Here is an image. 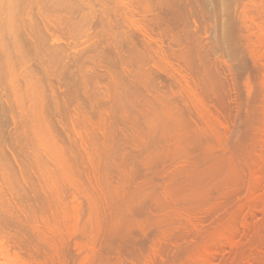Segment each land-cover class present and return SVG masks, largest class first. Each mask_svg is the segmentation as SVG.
<instances>
[{
	"label": "rangeland",
	"instance_id": "1",
	"mask_svg": "<svg viewBox=\"0 0 264 264\" xmlns=\"http://www.w3.org/2000/svg\"><path fill=\"white\" fill-rule=\"evenodd\" d=\"M152 1L153 0L149 1V2H151L150 3L151 5L148 4L152 8H150V6H148V9L142 8L140 4H137V2H136V9L132 8V6H131V8L133 9L132 10L133 12L137 11L140 14L139 15L136 12L137 15H135L134 14L135 12H134L133 15H131L134 17V18L131 17L133 19H131L129 17V18H127L129 20H127L126 19V16H128L127 14H126V16H123L126 19V21L129 22V23L126 22L128 24V27H129V28L126 27V31H127V29H129L128 33L126 31H124L125 27L123 28L124 33L125 34L126 33L131 34L129 36L127 35L128 37H130L129 39H131V37L134 34H136L137 37H134V38H136L137 41H133L134 39H131V41L136 42V43L130 42V44L127 46L128 48L126 47V45H124L125 47L123 46V47L119 48L120 50L117 48L119 50L118 54H121V55H119V58H117L118 55L114 56L116 58V63L118 61L117 65L120 64V66H121L122 64H124L121 66L122 69H120V70L124 71L123 72L124 74L126 73L125 75H123L124 77H120L123 74L122 72H121L120 76H117L120 73V72L118 73V70H119L118 68H117V73H115L116 69L113 70L115 73L114 76H117V77H115V79L119 77L121 79L123 78L122 81L124 80V82L121 81L124 85L123 86L121 82H120L121 85L120 84L117 85L116 80L114 79V81H115L114 84L117 85V87L122 86L121 87L122 89L120 90V87H118L119 89H117V87L113 85L112 80L114 77L113 78H106V80L107 79L109 80V81L107 80L108 82H110V79H112L110 82V87L108 86L109 84L106 80H105V82H102L104 84L101 83V81H103V79L101 80L100 76H103V78H104L103 74H105V77H108V76H106V74L108 72L112 71V67L114 65H116V63H114V65L111 68L108 65L109 68L111 69V71H109V69L107 68L108 72H106V73L103 71V70L107 71V69H105V66H107V65L104 63L97 65V67L101 65L102 67L100 66L99 68L103 69V70H100L99 68H97L96 65H95L96 71L91 69L92 66L89 67L92 72L95 71L94 72L95 75H96V72L98 74H99V72H101V74H99L100 76H98L100 78V84H101V85L99 84V86L103 87L104 85H106L105 83L107 82V86H104L103 90H101L102 88H99L100 89L99 91L100 92L103 91L104 93L101 92L102 94L100 93L98 95L99 92H97L96 94H94L95 98L97 97V95L100 97V98H97L96 101L98 102V100L100 99L101 102L99 100V104H95L96 102L92 101V102H94V103H92V105L93 106L96 105L94 107L91 104L88 105V107H90V106L92 107L93 110H90L91 107L89 108V110L92 112H90L88 109H86L88 111H86L84 109V108H86L85 107L86 105L85 106L83 105L84 107L82 106V110L84 109L83 111H86L87 113L89 112L88 115L91 113L90 115L92 116V119L93 118L95 119V120L93 119L94 123L97 120L95 124L93 123V120H90L91 116H88L86 112H84L85 114L83 113L80 115V113H81L80 109H78L77 111L74 109H71V108H73L74 105H76V102H74L73 105L72 104L70 105L72 100L74 101V99L72 97L73 93L71 96L72 100H71V102L69 101L70 103L67 106V104L65 103V99H67L66 101L68 102V98L70 97V95H68V94H70L73 91L70 92V90H69L70 93H68V94L64 93V92H68L64 88L65 87L69 88V86H65L63 88L62 86H64L65 84L63 85L61 83L62 84V86H61L60 82H59V85L62 88L57 87V86H59L57 81L58 80L60 81V79H58L59 78L58 75H57V81H55L56 74H52L53 77L55 75V77L53 79L51 78L52 76H50L51 74L48 75L49 80L50 81L52 80L50 82V85L54 84L57 87L56 91L59 89L58 94L61 96H58V94H56V91H53V90H51V92H48V94L50 93L49 95L52 97L58 96V97H55V99L57 98V100L60 99L63 101V99L65 98L63 101L64 103L62 101H60V102L57 101V102H59V103L62 102L63 104H65V105H63L61 103V106L64 109H62L60 106V110L61 109H62V111L66 110L67 114L64 111L60 113V110H59L60 115L58 113L59 116H56V118H55V120H57L56 124H58V127L61 126L63 128V130L68 129L66 131L67 135H68L67 137L65 134L66 132L63 131V133L65 132L64 133L65 135L63 134L64 137H66L68 140L71 137V134H73V137L75 138V141H74V139L72 140L73 137H71L72 142H70L71 140H69V143H72V144H69L68 140L65 138L63 139L65 141L64 142L62 141L64 143V145H66L65 146L66 148H67V146L69 148V146L73 145L72 146L73 148L70 147L71 149L70 148L66 149L65 147H63L64 148V150H63L64 155L66 157V158L64 157V160H65L64 164L67 165L66 161L68 162V164L71 163V161L67 160V159H69L70 156H71L70 160H72L71 158H75V159H76V157L78 158L79 154H80V157H82L81 159H77L76 160L77 162H74L75 161L74 159H73L74 161L72 160L74 162V163H72V166H73L72 169L75 167L74 168L75 170L73 169V172L71 169V164L69 167H67L68 165L66 166V169L69 168L68 170H71V173H73V174L75 173L74 176L71 174L72 176L71 177L68 176V177L72 180V178H76L75 176H77L76 180L78 183H76V181H75L76 185H74V186H76V187H73L70 185H73L74 182L73 181L71 182V180H69L66 175H64L62 177L60 175H55L52 177L49 176L48 177L49 182L53 181V179H52L53 177H56V179H57V177L60 176L58 178L62 179V180L58 179L56 181L54 178L56 183L53 184V182H52V184H51L52 188H51V185L48 186L49 182L46 181L47 177L45 178V177H40L39 175H37L40 178H45L44 181H42L43 179L41 180L37 177L39 179L37 182V180H36L37 178L35 177V175H36L35 173H34L35 175L33 174L34 177L30 176L32 178H29L28 176H26L25 175L26 172L28 173V174L26 173L27 175H31V173L29 174V172L31 171L29 169L28 170L29 172L28 171H25V173L22 172V173H24L25 176H23V174L20 175L21 174V172H20V173H18L17 177L22 176L23 179L25 177H28L29 179L28 178H25V179H27L28 181H31V184H33V187L30 184V182H28L27 180H23L22 178H18L19 180L22 179L23 182L24 181L25 182L23 184H20L17 186V193H16V188H15V190H14V188L11 190L12 186L9 187L8 185L2 183V182H4V180L0 176V179H2V181L0 180V187H2V188H0V195H1L0 207L1 206L4 207V205H2L3 203L1 202L2 200H3V202L5 201L4 202L5 206L9 204L8 205L9 207H7V206L4 207V211H3V209L0 208V214L5 213V210H6V213L4 215H2V216H4L3 219L0 215V217H1L0 219L2 221V222L0 221V234H1L0 235V243L2 244V245L0 244V250H2V252L5 254L6 259L9 258L8 260H5V258L0 259V261L3 264H6L9 260H10L9 263H7V264H10L12 259L17 264H19L20 262L26 263V264H34V263L35 264L36 263L37 264H264V113H263L264 112V85H263L264 84V40H263V42L261 41L262 38H264V35H263L264 34V19H263L264 17H262V16H264V2H262L264 0H257V2H255V0H252L253 2L251 0H249L252 3V5L250 2H248V0H246V2H244V3H247L246 7H247V5H249L250 7H247V9L245 8L246 11L244 10L243 7H242L243 9L240 8L241 11L239 10L240 15L242 13H243L242 15L245 14L244 18H243V16H240V18L237 19L238 22H236V25L238 24L237 25V32H238V42H239L237 45H238L239 49L241 50V54H243L242 55L243 60H245L243 63V68H241V71L243 73H241L240 70H236L233 66V63L232 62L229 63L230 60L225 59L226 58L225 56H223L221 54L217 55L216 54L217 52L213 48L212 44L208 43V42H211V38H210L211 33H209L210 32V29H209L210 25H209L208 21H205L206 19L204 17L203 18L205 20L202 17L198 18V16H194L199 11H196L195 7L193 9V6H194L193 3L194 2H192V0H191V2L189 0H186L187 2H185V0H177L176 1V4H179V5H177V7L179 6L180 9H181V7L182 8L184 7L181 10H183L184 12L187 11V13L184 16L182 15V14H184L183 11H181L182 14H181L180 18H181L182 23L180 20L174 19L176 22L179 21L181 26H179L180 24L178 25L179 22L174 23V20H171L174 17H176L177 13L180 10L179 7L176 8V10L174 8L169 7L168 8L169 12L167 13V11H166V13L163 14V12L165 11L164 9H166L167 7L165 8V6H164V8H163V5L161 3H159L158 0H155V1H153V3L157 1L159 4H161V6L159 5L160 7L157 5H154V6L159 7L158 9H156L157 7L152 6L153 5ZM94 3H92L93 7L94 6L97 7L96 6L97 4L95 5ZM190 4H191V6L189 7ZM133 6H135V5L133 4ZM244 7H245V5H244ZM153 8L155 9L156 12L154 11ZM94 9H98V8H94ZM130 9H128L129 14H130V12H132ZM160 9H163L164 11L160 12L161 11ZM173 9L176 12L173 11ZM177 9H179V10H177ZM254 9H256V10H254ZM258 9H260L261 11H259ZM188 10L190 12L189 14H188ZM242 10H243V12H242ZM124 11H125V9H124ZM146 11H148L147 13H149V14H144ZM191 11H193V12H191ZM195 11H196V13H194ZM170 12H172V13H170ZM156 13H157V16H159L160 20H158V22L160 21V23L157 24L158 22L156 23V21H155V23L157 25L161 26L162 24H164V22L166 24V22L169 23L170 21H173L174 24L170 22L169 25H170V28L173 27V25L175 26V28L173 27L174 31H172V32L167 31V30H170V28L165 27V26H164L165 29L168 28V29H166V31H164L165 30L164 28H163L164 30L161 31L159 29L160 27H157L158 29L156 27L153 28L154 26L151 27L149 22L154 21V18L156 17V16L154 17V15H156ZM169 13L172 14L173 18L171 17L170 21H163L165 19L169 20L168 18L170 16L166 15ZM95 14H97V12H95ZM120 14L117 13V17H119L121 19L122 18L121 15H123V13L121 15ZM143 14L146 16H143ZM115 15H116V13H115ZM118 15H120L121 17ZM124 15H125V13H124ZM138 15H139V17H136ZM147 15H149V17H147ZM165 15L168 16V18L165 17ZM198 15H199V13H198ZM192 16L195 17L196 19L193 18ZM246 16H247V18H246ZM142 17H145V20L138 19V18H142ZM146 17L148 19L147 21H149V22H146ZM238 17H239V15H238ZM124 18L122 20H125ZM150 18H152L153 21H150L149 20ZM156 18H155V20H156ZM130 19H131V22H130ZM161 19L163 21L162 24H161ZM201 19L204 21L202 22ZM132 20H133V22H132ZM134 20H136V21H134ZM138 20L143 21V22L140 23V21L138 22ZM199 20L201 22H199ZM116 22L117 21L114 19L113 23L116 24ZM93 23H95V22H93ZM134 23L136 25H140V26L139 27L137 26L138 27L137 28L136 26H133V25H135ZM138 23H140V24H138ZM260 24H262V25H260ZM124 25H126V24H124ZM176 25L179 26V27L177 26L179 29L176 28ZM208 25H209V27H207ZM90 26L87 27L86 32H88L89 36L90 35L94 36V34H92V31H91L92 28ZM166 26H168V24ZM92 27H93V25H92ZM134 27H135V29H133ZM143 27L145 28V30ZM183 27L185 28L184 30H183ZM186 27L188 29H186ZM130 28H131V30H130ZM138 29L141 31H139ZM142 29H143V32H142ZM175 29H176V31H175ZM177 29L179 31H177ZM255 30H257V31H255ZM130 31H131V33H129ZM137 31L140 32L141 34L140 33L137 34ZM192 31L194 32V34ZM155 32H157L158 35H156L157 33H155ZM168 32L171 34H169ZM144 33H146V34L149 33V34H147V35L145 34V36H144L143 35ZM165 33H166V36L169 35L168 37H165L167 39H164ZM187 33H191L192 35L188 34V36H189L188 37ZM202 33L203 34L205 33V34L202 35ZM184 34H186V35H184ZM179 36L180 37L182 36V38L186 37L187 41L185 40V38L182 39ZM190 36L191 37L194 36L193 41H196V42L192 43V38H190ZM144 37H146V40H144L145 39ZM158 37H161V38H158ZM254 37H258V38H254ZM260 37H262V38H260ZM90 38H91V40H93V42L95 40H97L95 36H94V39L90 36L88 39L83 40V42H81V43H82V45H84L85 49L88 48V46H89L88 43L92 42V41H90ZM178 38L182 39L183 41L185 40L184 43L182 40H179ZM253 39H254V41H253ZM257 39H259V41ZM88 40H89V42H87ZM141 40H144V41H142L143 44L144 43H147V44L146 45L144 44L145 45L144 46L143 44H141ZM189 40L191 41L192 46H195V47H192V49L189 48V46L191 47ZM67 41L68 40H62L61 42L63 43L64 46L68 45L70 47L69 44L71 42L70 43L68 42V44H67ZM103 41L105 42V40H103ZM64 42H66L65 43L66 45L64 44ZM95 42L92 44L91 43H89V44H91L93 46H97L96 45L97 42H96V44H95ZM185 42H187V43H185ZM205 42H207V43H205ZM259 42H261V44H259ZM81 43L76 44V46L74 47L77 51H78V49L80 50V48L82 47ZM169 43H171V44H169ZM99 44H101V42L98 43V45ZM131 44L135 48V52H136V53L132 54L134 57H135V55L137 56L138 53L139 54L143 53V52H141L142 50L140 48V46H142V45L146 48L148 46L147 50L145 49L146 52L149 49H151V50L148 51L149 54H148V52H147V54H145V52H144L143 53L144 55L141 54L142 56L138 54V56L140 58L136 59V60H138L136 62H134L135 61L133 59L134 57L130 56V58L132 57V59L134 61L131 60L132 64H130V59H129V60H126L127 63H129V64H125V63H123L125 61L124 60L121 61L122 59H120V58H122L124 55L129 56L128 54H130V53H128V52H129V47L131 46ZM173 44H174V46H173ZM187 44H189V45H187ZM245 44H247L248 46ZM252 44L254 46H252ZM136 45L138 48L135 47ZM157 46H159V47H157ZM187 46H188V49H187ZM205 46H207V47H205ZM77 47H79V48H77ZM84 47H82V48H84ZM144 47H142V48H144ZM122 48H124V49L127 48L128 52L126 51L127 52L126 53L125 52L126 49L123 50ZM177 48L181 49V50H178ZM242 48L244 50H242ZM85 49H82V50H85ZM89 49H87V50L89 51ZM115 49H116V47H115ZM121 49H122V51H121ZM212 49H214L215 51H213ZM68 50L69 51L71 50V52H69ZM206 50H207V52H206ZM72 51H73V47L71 46V48L67 49L66 52H68L70 54V53H72ZM185 51H187L186 52L187 54L185 53ZM212 51L215 53L213 54ZM116 52H117V50H116ZM116 52H115V54L113 52V54L116 55ZM123 53H124V55H123ZM181 53L183 56L181 55ZM246 54H248V55H246ZM148 55H149V57H148ZM205 55H208V56H205ZM127 56H124V57L127 58ZM157 56H160L161 58H163L164 61H161L162 59H160V57H157ZM190 56H192V57H190ZM197 56H198V58H197ZM202 56H203V58H202ZM212 56H214V57H212ZM182 57H184L186 59L188 58L190 62L186 59H185L186 61L183 60ZM79 58L77 61L78 63L80 60ZM196 58L198 59L197 62L195 61V60H197ZM140 59H143L144 61H142ZM175 59H176V61H175ZM147 60H149L150 62H148ZM182 61H183V63H182ZM184 61L186 64L184 63ZM74 62L77 63L76 61H74ZM74 62L72 61V63L74 64L73 65L74 70L71 69L72 66L70 67V69L73 70L74 72H76L75 74L78 75V74H80L79 71H81L82 69H81V67H79L80 69L78 70L77 69L78 67ZM137 62H141V63H137ZM142 62H145V64ZM162 62L165 64H163ZM195 63H197V64H195ZM200 63H201V65H200ZM134 64H135V66L138 65L137 68L138 67L139 68L138 69L136 67L132 68V66ZM142 64L145 67V69L142 66L140 67V65H142ZM146 64H148L149 66ZM128 65H129V67H127ZM130 65H132V66H130ZM165 65H167L168 67H166ZM75 66L77 69L76 71H75ZM118 66H116V67H118ZM245 67H246V69H245ZM92 68H94V67H92ZM165 68H167L168 70ZM97 69L100 71H97ZM206 69H207V71H206ZM126 70H128V71H126ZM193 70H195V71H193ZM200 70H201V72H200ZM77 71H78V73H77ZM88 71H90V70H88ZM113 71L111 74H114ZM138 71H139V75L141 74L140 75L141 77L139 75H136V74H138L137 73ZM204 71L206 72V74ZM82 72H83V70H82ZM92 72H88V74L89 73L91 74ZM132 72L135 75L134 78L132 76L133 75ZM130 73H132V74H130ZM109 74H107V75H109ZM111 74L109 75V77H111ZM127 75H130L131 77L130 76L129 77L132 79L127 78ZM91 76L94 77L92 74H91ZM125 76H126V79H124ZM136 76H137V79H135ZM138 76L140 77V79L138 78ZM148 76L150 78L149 80L147 79ZM213 76H215V77H213ZM166 77H168L169 80ZM141 78H142V81H141ZM96 79H98V78H96ZM151 79H153V81ZM49 80L47 77L48 83H49ZM126 80L128 81V83ZM138 81H139V83H136ZM146 81H148V82H146ZM53 82H57V85H56V83H53ZM117 82H118V80H117ZM125 82H126V84H125ZM130 82H133L134 84H132ZM140 82L141 83L143 82V83L141 84ZM145 82H146V84H145ZM149 82H150V84L153 85V87L155 86L156 88H153V87L149 88L152 86V85H149ZM151 82H154V83H151ZM50 85H49V87H50ZM54 85H53V87H54ZM127 85L128 86L130 85L129 87H131V88H133L135 85L136 90L131 89V88H129L130 90L126 89V92L134 93V94L133 95L129 94L131 96V98H130L128 93H126L124 91V93L127 94L128 96L127 95L123 96V95L119 94L120 96L118 97V95L115 94L118 92L116 90H119L118 93L124 94L122 92V90H124L126 87L128 88ZM140 85H141V87H139ZM186 85H187V87H186ZM53 87L51 86V88H49V90L53 89ZM56 87H54V90ZM108 87H109V90H111V88H112V90L116 88V90L110 91V93L112 92V94H110V95H113L114 98L113 97L109 98L110 97L109 93L106 94V91L108 92L109 90H105V89H108ZM123 87H124V89H123ZM145 87L148 88V89L146 88V90L148 92L145 91ZM139 88L140 89L143 88V89L140 90ZM70 89L72 90L71 87H70ZM132 90H133V92H132ZM138 90H140L141 92ZM167 90H169L170 92ZM134 91L137 93H135ZM54 92L56 95H53ZM113 92H114V94H113ZM141 93L143 95H141ZM144 93L145 94L148 93V94L145 95ZM151 93H152V96H151ZM63 94H65L66 96H69V97L67 98ZM105 94L107 96H109L108 99L105 98V96H106ZM135 94H138L137 95L138 97ZM163 94L165 97L163 96ZM87 95L90 96V94H87ZM134 95L136 98L134 97ZM139 95H141V96H139ZM153 95H155L156 97ZM122 96H123V100L125 99L124 97H126V101L124 100L125 102L130 101V103H126V107L129 109L125 108L124 102H122L123 100L120 101V97H122ZM127 97L130 99H128ZM149 97H152V98H149ZM116 98L117 99L119 98L118 101H120V103H118V101H115V100H117ZM140 98H141V100H140ZM163 98H164V100H163ZM93 99L91 98L89 100V102H87V103H91V100H93ZM102 99H103V101H102ZM110 99L112 100V102L115 101L113 104L114 107L111 106L112 103L110 104V102H111ZM132 99H135V100H132ZM137 99H139V100H137ZM142 99L144 101V104H146V105L143 104ZM157 99H158V101L156 102ZM103 103H104V105H103ZM115 103L120 104L119 108L120 109L122 108L121 109L122 111H120V109L117 107L118 105L116 106ZM140 103H141V105L142 104L143 105L141 106ZM166 103L169 105H167ZM97 105H100V106L97 107ZM131 105H134V106L131 108L130 107ZM77 106L80 108L81 105L79 104ZM106 106H107V108H106ZM261 106H262V108H260ZM78 107L75 106L74 108L76 109ZM101 107H102V109H101ZM103 107H105L106 109L105 108L103 109ZM116 107H117V110H116ZM65 108H67V109H65ZM113 108H114V112L112 110ZM157 108H159V109H157ZM70 109H71V111H69ZM118 109L121 113H123V112L124 113L121 114L118 111ZM130 109H131V112H130ZM142 109H145L144 110L145 112ZM79 110H80V113H79ZM94 110H97V112ZM108 110H109V112H108ZM125 110L126 111L128 110L127 114H126ZM159 110H163L164 112L163 111L160 112ZM93 111H94V114L95 113L100 114L101 112L104 113L105 111H107L105 114H107V113L108 114L107 115H105L103 113H101L100 115L95 114L94 115L95 117H94L92 114ZM110 111H112L114 114ZM133 111H134V113H133ZM141 111H143V112L141 113ZM146 111H149V112H146ZM260 111H262V112H260ZM72 112H73V114L75 112L77 113L74 115V117H76V115H77V117H78V115H80L82 118L83 117L84 118L86 117L87 119L89 118L88 121L90 120L92 123L90 121L88 122L86 118H85L86 121L82 118H79V120L77 121L78 118L75 119L73 117V114H71ZM118 112L120 114H118ZM138 112L140 114H138ZM111 113H112V115H111ZM128 113H130V114H128ZM144 113L145 114L147 113L145 116L146 118H148L149 116L150 117L152 116V117L151 118L149 117L148 119H146L144 117ZM70 114L72 115V117H70L71 119L68 117V116H71ZM109 114H110V117H109ZM125 114L127 115L126 117H125ZM135 114H138V116ZM130 115L135 116V118L130 116ZM65 116H67V118L70 121H73L74 119L75 120L73 122H69L68 119H67V121H62L63 119L64 120L66 119ZM103 116L108 117V118H106V120L108 119L107 123H106V120H104ZM60 117L62 118V120ZM115 117H117L119 120L121 118V121H119L118 119H114ZM127 117H129V119ZM138 117H140V120H138L139 119ZM141 117H143V118L141 119ZM72 118H73V120H72ZM81 119H82V121L88 122V124L85 122H83L85 125H83V123L80 124ZM156 119H158V120H156ZM59 120H61V122ZM110 120H112L114 123ZM114 120H116V121H114ZM117 120H118V122H117ZM122 120H124L125 123L128 122L129 124L126 123L127 125L123 124V126H122V124L120 123V122H123ZM128 120H130V121L132 120V121L130 122ZM136 120H137V122H136ZM160 120L162 122H160ZM138 121H140V122L138 123ZM148 121L149 122L152 121L153 123L157 122V123L156 124H152V123L149 124ZM110 122H111V124H110ZM116 122H117V124L118 123L119 124L118 125L115 124ZM142 122H143V125H142ZM174 122H175V124H174ZM67 123H69V124H67ZM75 123H77L78 125H81V127H83V128L79 129L80 126H78L76 124L77 125V127H76ZM98 123H100V124H98ZM92 124H93V126H92ZM108 124H109V126H108ZM161 124H162V126H161ZM113 125L115 126L116 129H114ZM154 125H155V127L157 126L156 127L157 129L156 128L154 129ZM71 126H72V128H71ZM87 126L89 127V129ZM100 126H102V128ZM111 126H113V128H111ZM149 126H150L151 130L149 129ZM5 127H4L5 130H7V129L12 130V127H8V128L6 127L7 129ZM67 127H69V128H67ZM74 127L76 128L77 131L75 130ZM84 127H86L85 128L87 130L86 132L82 130V129H84ZM139 127H141V128H139ZM168 127H170V128H168ZM62 128H59V129H62ZM103 128L104 129L106 128L105 129L106 131L101 130ZM69 129H71V130H69ZM68 131H71L70 132L71 134L68 133ZM111 131L112 132L115 131V132L112 133ZM119 131H122V132L119 133ZM83 132L85 133V135H83ZM90 132H92V133H90ZM108 132H110V133H108ZM141 132H142V134H141ZM93 133L95 135H92ZM153 133H155L156 135H154ZM185 133H187V134H185ZM74 134L76 136H78V135H81V136L76 138V136ZM114 134L116 135V137ZM113 135H114V137H113ZM85 136L87 139L85 138ZM101 136H103V137H101ZM81 137L83 138L84 141L81 139ZM92 137L95 138V140L97 138L99 139V140L97 139L95 141V142L99 141L98 142L99 146L97 145V143H94L93 141L91 142V140H94V139H92ZM104 137H105V139H104ZM141 137H142V139H141ZM57 138H58V136H57ZM89 138H91V139H89ZM123 138H124V140H123ZM88 140H89V142H88ZM102 141H103V143H105L104 146H103ZM113 141L116 142L117 144H115ZM73 142H77L78 144H76V143L74 144ZM79 142H81V143L79 144ZM58 143H61V139L58 141ZM91 143H92V145H91ZM111 144H113V145H111ZM61 145H59V146H61ZM77 145H80V146L82 145L83 148L80 146H77ZM74 146L76 147V149ZM98 147H99V149H97ZM81 148H82V150H81ZM84 148H85L86 153L84 152ZM92 148H93V150H92ZM94 148L96 150H94ZM127 148H129V149H127ZM61 149H62V146H61ZM66 150H68L67 151L68 155H69L68 158L65 154ZM69 150L71 151V153ZM159 150H160V152H158ZM76 151L78 154L76 153ZM79 151L82 153H80ZM125 151H127L126 152L127 154L125 153ZM155 152H156V154H155ZM11 153H13V151H11ZM83 153H85V156ZM147 153L149 156L147 155ZM140 154H141V157H140ZM97 155H100V156H97ZM127 155L131 156V158L129 156L127 157ZM137 155H139V156H137ZM11 156H12L11 158L13 160V157H14L13 154H11ZM93 156H94L93 160H95L93 162L96 163V165H94L92 167L93 164H92L91 160H92ZM83 157H86L85 159H89L90 157L91 158L89 160H85ZM123 157H125V158L127 157L126 158L127 160ZM96 158L99 160V162ZM14 159H15V157H14ZM13 161L14 162L16 161L17 164H20V163H18L19 160L15 159ZM78 161L82 163L81 166H78L75 164V163H77L80 165V163ZM83 161H86L87 165ZM88 161H91V162H88ZM151 161H153V162H151ZM16 162H15V164H16ZM106 162L109 163V166L105 165V164H107ZM74 164L77 167L74 166ZM98 164H100V165H98ZM151 164H154V166ZM84 165H86V167ZM82 166H83L84 170L81 169L82 172L80 171L81 173H79L80 167L82 168ZM89 166H91L90 168H93V169L95 168L94 170L92 169L93 172H95V174L93 172H91L92 170L89 172V170H88ZM18 167H19V165H18ZM84 167L87 169H85ZM78 168H79V170H78ZM22 169H20V171ZM97 169L99 172L97 171ZM86 170H88V171H86ZM84 172H86V173H84ZM97 172H98V174H97ZM133 172H134V174H133ZM66 173L68 175V173H70V171L66 172ZM77 173H79V175ZM80 174L83 177H81ZM96 175H98V176H96ZM65 176H66V178H64ZM131 176L133 179H131ZM95 177H98V178H96L98 180H96ZM78 178H79V180L81 179L82 182L79 181ZM103 178H105V179H103ZM106 178H108V179H106ZM30 179H34V181L30 180ZM100 179H101V181H100ZM67 180H69L70 183H72V184L68 185V188L66 186L67 183L69 184V182ZM21 181H19V182H21ZM105 181H106V183H109V185H107L105 183ZM19 182H18V184H19ZM44 182H45V184H44ZM79 182L83 183V185H82L83 187L81 185L79 187V184H80ZM84 182L87 184V186H86V184H84ZM90 182L91 183L93 182L92 183L93 185ZM27 183L30 184L29 186L31 187V190L28 189L30 187H24L26 185L28 186ZM40 183H42L41 186L39 185ZM62 183L64 184L65 187H63ZM88 183H90V184H88ZM44 185H45V187L47 186L46 187L47 190L43 189V188H45ZM53 185L59 186L57 188V189H59V191L57 189H55L56 187H54ZM105 185H107L109 187L107 188V187H105ZM19 186H21V188ZM151 186H153V187H151ZM13 187H15V186H13ZM37 187H39V188L41 187L40 188L41 190L38 188L40 192L43 190L42 193L37 192L38 195L36 193H33V192L37 191ZM48 187L51 189V191H50L51 193L48 192L50 190ZM19 188H20V190H19ZM64 188H65V190H61ZM66 188L68 189V191L64 192V191H66ZM21 189H23V190H21ZM1 190H3V191H1ZM10 190L12 193L9 194ZM28 190L31 191V194L29 193L30 191H28ZM53 190H55V191H53ZM84 190H85V192H84ZM19 191H20V193H19ZM24 191H26L27 194L24 193ZM45 191L48 193V195ZM60 191H63L64 193L63 192L60 193ZM1 192H3V193H1ZM56 192H59L58 196H57ZM5 193H8V195L11 198H13L12 199L13 202H12L11 198ZM76 193H77V195H76ZM97 193L100 195H98ZM2 194H5V195L3 196ZM25 194H26V196H25ZM41 194L42 195L44 194V196H42ZM49 194L51 196H53L54 198H52ZM53 194H55V195H53ZM60 194L65 195V196L61 195L63 197V199L61 197H60V199H62L64 201L68 200L67 201L68 203L59 199ZM79 194L82 196H80ZM121 194L123 196H121ZM6 195H7V197H6ZM12 195H13V197H12ZM31 195H32V197H31ZM36 195H37V197H36ZM39 195H40V198H38ZM2 196L4 199L2 198ZM19 196L21 197V199L19 198ZM49 196H50V198H49ZM94 196H96V198ZM107 196H110V197H107ZM15 197L16 198L18 197V199H17L18 202L16 201V203L14 202L16 200ZM24 197H27V198L25 199ZM33 197H35V198H33ZM41 197H43V198L41 199ZM65 197H67V198H65ZM70 197H73L74 199L70 198ZM80 197H82V198H80ZM92 197L96 200H94ZM29 199H31L32 202ZM51 199H54V200L56 199V201L59 199L60 200V201L58 200L60 202L59 205L61 207H63V208H61L63 210L60 209L59 205H56V204H58V201L55 202L54 200H52L54 202L53 203L51 201ZM87 199L91 200L92 205H90L91 203ZM28 200H29L30 204L28 203ZM37 200L42 201V202L40 203ZM45 200L47 201L48 204L50 203L52 205V203H53L56 206H54V205L47 206L48 204L46 205V203H44ZM102 200H104L105 203ZM10 201H11V203H10ZM23 201H26V202H23ZM83 201H84V203H83ZM85 201H86V203H85ZM37 202L41 206L39 204H37ZM97 202H98V204H97ZM42 203H44V204H42ZM61 203H62V205H61ZM74 203L75 204L77 203L78 205H75ZM87 203L89 204V206H87L88 205ZM94 203H96V204H94ZM116 203H117V205H116ZM28 204H29V206H27ZM126 204H127V206H126ZM20 205H21L22 210H20ZM43 205H45L44 208L42 207ZM36 206L44 209L46 214H42L43 211L40 209L39 210L42 213L39 212L38 207H36ZM82 206H84L86 209L82 208ZM92 206L94 207L95 212H93L94 209H91ZM28 207H31L32 209L34 208V210L36 209L37 212H39L41 215L39 213L37 214L36 211H34V210H30V208H28ZM50 207L51 208L56 207V208L52 209V213L54 212L53 215L51 213V210H48ZM77 207L79 210L77 209ZM46 208H48V209H46ZM88 208H90V209L88 210ZM27 209L29 211H27ZM57 209L59 212L55 211ZM80 210L83 211V213ZM116 210L119 212H117ZM9 211H11V213L13 212L14 214L13 213L11 214ZM77 211H80V212L77 214ZM105 211H107V212H105ZM22 212L23 213L25 212V213L23 214ZM34 213L36 214V216ZM95 213H96V216L94 215ZM117 213H118V215H116ZM47 214L50 215L49 218H48ZM56 214H57V217L55 216V219H56L55 220L54 215H56ZM58 214H60V215H58ZM10 215H14V216H10ZM38 215H40V216H38ZM73 215L76 217H73ZM6 216L9 217L10 219L7 218ZM28 216L30 219L28 218ZM42 216H43V219L40 218ZM46 216L48 219L46 218ZM107 216H108V218H106ZM38 219H40V220H38ZM3 220L6 222H4ZM75 220H76V222H75ZM55 221H57V223ZM72 221L75 222L74 228H73V222ZM17 222L19 224H17ZM39 222H41V223H39ZM46 223H48V224H46ZM75 224H76V226H75ZM31 225H33V226H31ZM41 226H42V228H41ZM5 227H7V228H5ZM26 227H28V230H25V229H27ZM46 227H47V229H46ZM50 227H55V228H50ZM71 227H72V230H71ZM15 228H16V231L14 230ZM19 228H21L22 232L19 230ZM75 228H76V230H75ZM40 229H41V231H39ZM78 230H80V231H78ZM1 231H3V232H1ZM23 231L24 232L27 231V232L24 233ZM13 232H15V233H13ZM106 233H107V236H106ZM120 235H122V236H120ZM17 236H19V237H17ZM40 237H42V238H40ZM48 238H50V239H48ZM110 239H111V241H110ZM47 241H49V242H47ZM105 241H107V243H105ZM6 242H7V244H6ZM10 242H12V243H10ZM51 243H53V244H51ZM123 244H124V246H123ZM111 245H113V246H111ZM1 246H3V247H1ZM3 250H6L7 252L9 251V252L7 253L6 251L4 252ZM203 250H204V252H203ZM48 251H50V252H48ZM13 260H12V262H13Z\"/></svg>",
	"mask_w": 264,
	"mask_h": 264
},
{
	"label": "bare ground",
	"instance_id": "2",
	"mask_svg": "<svg viewBox=\"0 0 264 264\" xmlns=\"http://www.w3.org/2000/svg\"><path fill=\"white\" fill-rule=\"evenodd\" d=\"M150 0H0V176H1V178L4 180V182H2V183H4V184H6V185H8L9 187H11V190L14 188V190H15V188H16V193H17V186L18 185H20V184H23L24 182H23V180H27V179H25V178H32V177H30V176H33V174L35 175V177L37 178H39V179H43L42 181H44V179L47 177V180L46 181H48L49 182V176L50 177H52V176H55V175H60L61 177L62 176H64V175H66L67 176V178L69 179V180H71L69 177H71L72 175L74 176V174L73 173H71V170H68V169H66V166L67 167H69L70 166V164H71V169H72V163H74V162H77L76 160L77 159H81L82 157H80V154H79V157L77 158L76 157V159L75 158H71L72 160H70V157H69V155H68V150H66V152H65V154H66V156H67V158L69 157V159H67L68 161H71V163H69L68 164V162L66 161V163H67V165H65L64 164V162H65V160H64V157H65V155H64V148L63 147H65L66 145H64V141L65 140H63L64 138L65 139H67L66 137L68 136L67 135V130H63V128L60 126V127H58V124H56V121L57 120H55V118H56V116H59L60 115V113L61 112H65L66 113V110H63L62 111V109H64V108H62V106H61V103L64 101V99H63V101L62 100H57V98L55 99V97H58V96H61V95H59L58 94V91H59V89L56 91V89H57V87H61L62 86V84L64 85V86H62L63 88L65 87V86H69V88L68 87H65L64 89H66V91H68V92H64V93H70L71 91H73V92H71L70 94H68V95H70V97L69 96H66L65 94H63V95H65L67 98H68V102L66 101L67 99H65V103L67 104V106L69 105V103L71 102V98L73 97V99H74V101L72 100V102L70 103V105L72 104L73 105V103L74 102H76V105H74L73 106V108H71V109H74V110H78V109H80L81 110V113H80V110H79V113H80V115L81 114H83L84 112H86V111H88L89 110V108L91 107H88V105H92V103H94V102H92V101H95L96 103L95 104H99V100H98V102L96 101V99L97 98H100L98 95L102 92V93H104L103 91H99L100 89L99 88H102L101 90H103V87L104 86H107V82L109 81L108 79V81L106 80V78H113V80L112 79H110V82H111V80H112V82H113V85L114 86H116L117 87V85L118 84H120V82L122 81V79L121 78H116L115 79V77H117V76H120L121 75V72L123 73L124 71H122V70H120V69H122V65H124V64H122L121 66H120V64H118L117 65V63H118V61H117V63H116V58L114 57V56H117V58H119V55H121V54H118V51L120 50L119 48H121V47H123L124 45H126V47L130 44V42H133V41H137L136 40V38H134V37H137L136 36V34H134L132 37H131V39H134L133 41H131V39H129L130 37H128L129 35H131V34H127L128 33V30L129 29H127V31H126V27H128V24L127 23H129V22H127L126 21V19L127 18H131V17H133V16H131V15H133V13L135 14V15H137L136 14V12L137 11H132L133 9L132 8H135L136 9V2H137V4H140L141 5V7L142 8H144V9H148V6H150L151 4V2H149ZM153 1H155V0H153ZM153 1H152V3H153ZM159 1V3H161L162 5H163V8H164V6H165V8L167 9H160L161 11L160 12H163V14L164 13H166V11H167V13L169 12L168 11V8L170 7V8H174L175 10H176V8H178L177 7V5H179V4H176V1L177 0H158ZM190 2H191V0H189ZM252 1V0H251ZM95 2V3H94ZM185 2H187L186 0H185ZM192 2H194L193 3V9H194V7H195V9H196V11H199V12H197L196 13V11L194 12V13H196L194 16H198V18H200V17H204L203 19L205 20V21H208V23H209V25H210V27H209V25L207 26V27H209V29H210V32L209 33H211L210 34V38H211V42H208V43H210V44H212V46H213V48L216 50V54L217 55H219V54H221V55H223V56H225L226 58L225 59H229L230 61H229V63L230 62H232L233 63V66H234V68L236 69V70H240L241 71V68H243V63H244V61L245 60H243V54H241V50L239 49V47H238V32H237V25H236V22H238L237 21V19L238 18H240V16H243V18L245 17V14L244 15H240L239 13V10H240V8L241 9H243L244 8V10H245V8L247 9V7H250L249 5H247V7H246V4L247 3H244V2H246V0H192ZM248 2H250L249 0H248ZM253 2V1H252ZM255 2H257V0H255ZM262 2H264V1H262ZM92 3H94L97 7H93V5H92ZM157 1L156 2H154L153 3V7H157V6H161V4H159ZM251 3V2H250ZM133 4L135 5V6H133ZM148 4H150V5H148ZM245 5V7H244V5ZM154 5H157V6H154ZM251 5H252V3H251ZM254 5V4H253ZM131 6H132V8H131ZM159 6V7H160ZM181 6V5H180ZM191 6V4L189 5V7ZM255 6V5H254ZM261 6V5H260ZM131 9H130V8ZM159 7H157L156 9H158ZM243 7V8H242ZM253 7V6H252ZM94 8H98V9H94ZM150 8H152L151 6H150ZM184 8V7H183ZM182 7H181V9H183ZM124 9H125V11H124ZM128 9H130L132 12H130V14H129V10ZM134 9V10H135ZM154 9V8H153ZM173 9V11H175ZM179 9H180V7H179ZM179 9H177V10H179ZM179 10V12L177 13V15H176V17H172V14H170V13H172V12H170L169 14H166V15H168V16H170L169 18H168V16H166L165 15V17H167L169 20H163V21H170V19H171V17L173 18V19H171V20H174V19H176V20H180L181 21V18H180V16H181V11H183V10ZM254 10H256V9H254ZM253 10V11H254ZM259 11H261L260 9H258ZM128 13H127V12ZM154 11H155V9H154ZM241 11V10H240ZM246 11V10H245ZM251 11V10H250ZM95 12H97V14H95ZM148 11H146L144 14H149V13H147ZM156 12V11H155ZM176 12V11H175ZM191 12H193V11H191ZM242 12H243V10H242ZM115 13H116V15H115ZM117 13H123V15H121L122 16V18L120 19L119 17H117ZM124 13H125V15H124ZM138 14H139V12H137ZM183 13L184 14H182L183 16L187 13V11H183ZM190 12H189V10H188V14H189ZM198 13H199V15H198ZM249 13V12H248ZM126 14L128 15V16H126ZM143 14V16H146V15H144ZM120 15H118V16H120ZM134 15V16H135ZM140 15V14H139ZM139 15L138 16H136V17H139ZM192 15V14H191ZM204 15V16H203ZM238 15H239V17H238ZM260 15V14H259ZM120 16V17H121ZM123 16H126V19L123 17ZM152 16V15H151ZM158 18H156V17ZM188 16V15H187ZM147 17H149V15H147ZM147 17H146V22H149V21H147L148 19H147ZM153 17V16H152ZM154 17L156 18V20H155V18H154V21H153V19L152 18H150L149 20L150 21H153V22H149L150 23V25H151V27H153V28H157V27H160L159 29L162 31V30H164L165 29V27H169L170 28V22L171 23H173V21H170L169 23H167L166 22V24H165V22H164V24H162V19H161V26H159V25H157V24H159L160 23V21L158 22V20H160L159 19V16H157V13H156V15H154ZM193 17V16H192ZM250 17V16H249ZM254 17V16H253ZM262 17H264V16H262ZM125 19V20H122V19ZM134 18V17H133ZM133 18H131V19H133ZM178 18V19H177ZM180 18V19H179ZM188 18V17H187ZM193 18H195V17H193ZM242 18V17H241ZM246 18H247V16H246ZM116 20L117 22H116V24H114L113 23V20ZM119 19V20H118ZM131 19H130V22H131ZM138 19H143V20H145V17H142V18H138ZM196 19V18H195ZM194 19V20H195ZM264 19V18H263ZM127 20H129V19H127ZM202 20V19H201ZM204 20H202V22L204 21ZM242 20V19H241ZM240 20V21H241ZM244 20V19H243ZM134 21H136V20H134ZM140 20H138V22H139ZM155 21H156V23H155ZM185 21V20H184ZM183 21V22H184ZM253 21V20H252ZM262 21V20H261ZM93 22H95V23H93ZM127 22V23H126ZM132 22H133V20H132ZM141 22H143V21H140V23ZM176 21L174 20V23H175ZM177 22H179V21H177ZM176 22V23H177ZM187 22V21H186ZM189 22V21H188ZM198 22V21H197ZM196 22V23H197ZM199 22H201L200 20H199ZM140 23H138V24H140ZM153 23V24H152ZM173 23V24H174ZM181 23H182V21H181ZM193 23V22H192ZM206 23V22H205ZM204 23V24H205ZM251 23V22H250ZM255 23V22H254ZM260 23V22H259ZM263 23V22H262ZM124 24H126V25H124ZM135 24V23H134ZM143 24V23H142ZM156 26H155V25ZM168 24V26H166ZM180 24V22L178 23V25ZM190 24V23H189ZM198 24V23H197ZM202 24V23H201ZM203 24V25H204ZM243 24V23H242ZM91 25V26H90ZM92 25H93V27H92ZM172 25V24H171ZM178 25H176V28H178L179 26H181V24L178 26ZM200 25V24H199ZM207 25V24H206ZM205 25V26H206ZM245 25V24H244ZM260 25H262V24H260ZM88 26H90L92 29H91V31H92V34H94V36L96 37V39L97 40H95L96 42H97V44H96V42H95V44L97 45V46H93V45H91L92 43H94L93 42V40H91V38H90V41H92V42H89V40L87 41V42H89V43H91V44H89L88 43V48L87 49H89V51L87 50V49H85V47H84V45H82V43L81 42H83V40H85V39H88L90 36L94 39V36H92V35H88V32H86V29H87V27ZM133 26H140V25H133ZM165 26V27H164ZM178 26V27H177ZM190 26V25H189ZM254 26V25H253ZM257 26V25H256ZM125 27V30L124 31H126L127 33L125 34L124 33V31H123V28ZM137 27V28H138ZM173 27L175 28V26L173 25ZM173 27H171L170 28V30H167V31H170V32H172V31H174V28ZM197 27V26H196ZM199 27V26H198ZM203 27V26H202ZM255 27V26H254ZM261 27V26H260ZM263 27V26H262ZM129 28V27H128ZM136 28V29H137ZM144 28V27H143ZM164 28V29H163ZM181 28V27H180ZM192 28V27H191ZM90 29V28H89ZM133 29H135V27L133 28ZM158 29V28H157ZM166 29H168V28H166ZM166 29L164 30V31H166ZM173 29V30H172ZM179 29V28H178ZM177 29V31H179ZM185 28L183 27V30H184ZM186 29H188L187 27H186ZM196 29V28H195ZM198 29V28H197ZM202 29V28H201ZM200 29V30H201ZM130 30H131V28H130ZM139 30V29H138ZM144 30H145V28H144ZM207 30V29H206ZM135 31V30H134ZM139 31H141V30H139ZM175 31H176V29H175ZM190 31V30H189ZM198 31V30H197ZM239 31V30H238ZM255 31H257V30H255ZM142 32H143V29H142ZM147 32V31H146ZM193 32V31H192ZM191 32V33H192ZM196 32V31H195ZM261 32V31H260ZM129 33H131V31L129 32ZM138 33H140V32H138L137 31V34ZM155 33H157V32H155ZM169 33V32H168ZM191 33H187V36H188V34L189 35H192ZM199 33V32H198ZM250 33V32H249ZM141 34V33H140ZM145 34L146 33H144L143 35L145 36ZM147 34H149V33H147ZM146 34V35H147ZM169 34H171V33H169ZM193 34H194V32H193ZM205 34V33H204ZM203 33H202V35H204ZM244 34V33H243ZM259 34V33H258ZM128 35V36H127ZM154 35V34H153ZM156 35H158V33L156 34ZM180 35V34H179ZM184 35H186V34H184ZM201 35V36H202ZM253 35V34H252ZM264 35V34H263ZM169 36V35H168ZM168 36H166V33H165V36H164V39H167V38H165V37H168ZM254 36V35H253ZM260 36V35H259ZM147 37V36H146ZM146 37H144L145 39L144 40H146ZM157 37V36H156ZM180 37V36H179ZM189 37V36H188ZM194 37V36H193ZM193 37H191L190 36V38H192V43L193 42H196V41H193L194 40V38ZM199 37V36H198ZM62 38V39H61ZM149 38V37H148ZM158 38H161V37H158ZM171 38V37H170ZM180 38H182V36L180 37ZM183 38H185V40L187 41V39H186V37H183ZM182 38V39H183ZM189 38V39H190ZM254 38H258V37H254ZM260 38H262V37H260ZM153 39V38H152ZM172 39V38H171ZM179 39V38H178ZM182 39H179V40H182ZM240 39V38H239ZM246 39V38H245ZM62 40H68L67 41V44H68V42L70 43L69 45H70V47L69 48H71V46L73 47V51H72V53H68V52H66L67 51V49H69L67 46H64L63 45V43L61 42ZM103 40H105V42L103 41ZM144 40H141V44H143V42L142 41H144ZM150 40V39H149ZM160 40V39H159ZM169 40V39H168ZM184 40V41H185ZM258 41H259V39H257ZM263 40H264V38H262V42H263ZM104 43H103V42ZM167 41V40H166ZM183 41V40H182ZM184 41H183V43H184ZM190 41V40H189ZM253 41H254V39H253ZM101 42V44H99L98 45V43H100ZM157 42V41H156ZM163 42V41H162ZM172 42V41H171ZM252 42V41H251ZM66 42H64V44H65ZM81 43V45H82V47H84V48H82L81 46V48H80V50L78 49V51L74 48L75 46H76V44H80ZM133 43H136V42H133ZM168 43V42H167ZM178 43V42H177ZM181 43V42H180ZM182 43V44H183ZM185 43H187V42H185ZM190 44H191V41L189 42ZM205 43H207V42H205ZM145 45L147 44V43H144ZM143 44V45H144ZM152 44V43H151ZM169 44H171V43H169ZM181 44V45H182ZM195 44V43H194ZM193 44V45H194ZM244 44V43H243ZM259 44H261V42H259ZM66 45V44H65ZM91 45V46H90ZM140 46V48H141V52H145V54H147V52L148 51H150L151 49H149L147 52H146V50H147V48H148V46H147V48L146 47H144V46ZM187 45H189V44H187ZM245 45H247V44H245ZM244 45V46H245ZM86 46V47H87ZM119 46V47H118ZM151 46V45H150ZM154 46V45H153ZM156 46V45H155ZM173 46H174V44H173ZM198 46V45H197ZM196 46V47H197ZM204 46V45H203ZM248 46V45H247ZM252 46H254L253 44H252ZM257 46V45H256ZM260 46V45H259ZM67 47V48H66ZM115 47H116V49H115ZM125 47V46H124ZM135 47H137V45L135 46ZM142 47H144V48H142ZM157 47H159V46H157ZM186 47V46H185ZM184 47V48H185ZM192 47H195V46H192V44H191V47L189 46V48H191L192 49ZM205 47H207V46H205ZM258 47V46H257ZM66 48V49H65ZM77 48H79V47H77ZM115 50H114V49ZM119 50H118V49ZM128 48V47H127ZM127 48H122L123 50H125V52L127 51ZM138 48V47H137ZM136 48V49H137ZM163 48V47H162ZM182 48V47H181ZM204 48V47H203ZM247 48V47H246ZM262 48V47H261ZM82 49H85V50H82ZM122 49H121V51H122ZM145 51H144V50ZM154 49V48H153ZM178 49V48H177ZM183 49V48H182ZM186 49V48H185ZM187 49H188V46H187ZM194 49V48H193ZM205 49V48H204ZM209 49V48H208ZM214 49H212L213 51H215ZM256 49V48H255ZM66 50V51H65ZM113 50V51H112ZM116 50H117V52H116ZM173 50V49H172ZM178 50H181V49H178ZM190 50V49H189ZM195 50V49H194ZM193 50V51H194ZM242 50H244L243 48H242ZM248 50V49H247ZM261 50V49H260ZM69 51V50H68ZM120 51V52H121ZM139 51V52H140ZM155 51V50H154ZM183 51V50H182ZM188 51V50H187ZM187 51H185V53L187 52ZM197 51V50H196ZM201 51V50H200ZM212 51V52H213ZM69 52H71V50L69 51ZM113 52H114V54H115V52H116V55H114L113 54ZM119 52V53H120ZM128 52V51H127ZM126 52V53H127ZM159 52V51H158ZM206 52H207V50H206ZM125 53V54H126ZM128 53H130V54H128L129 56H127V55H124V53H123V55L124 56H127V58L126 57H122V58H120V59H122L121 61H125V62H123V63H125V64H129V63H127V61L126 60H129L130 59V64H132L131 63V60H133L134 62H136V61H138V60H136V59H139L140 57L138 56V54H137V56L135 55V57L132 55V54H134V53H136L135 52V48L133 47V45L131 44V46L129 47V52ZM143 53H140L139 55H141V54H143ZM151 53V52H150ZM157 53V52H156ZM197 53V52H196ZM215 52H213V54H214ZM243 53V52H242ZM148 54H149V52H148ZM166 54V53H165ZM187 54V53H186ZM195 54V53H194ZM215 54V55H216ZM245 54V53H244ZM144 55V54H143ZM153 55V54H152ZM158 55V54H157ZM160 55V54H159ZM180 55V54H179ZM181 55H182V53H181ZM180 55V56H181ZM189 55V54H188ZM197 55V54H196ZM246 55H248V54H246ZM130 56H133L134 58L132 59V57L130 58ZM142 56V55H141ZM163 56V55H162ZM167 56V55H166ZM183 56V55H182ZM193 56V55H192ZM192 56H190V57H192ZM205 56H208V55H205ZM80 57V58H79ZM129 57V58H128ZM138 57V58H137ZM145 57V56H144ZM148 57H149V55H148ZM154 57V56H153ZM157 57H160V56H157ZM194 57V56H193ZM212 57H214V56H212ZM78 58L80 59L79 60V63L77 62L78 61ZM147 58V57H146ZM195 58V57H194ZM197 58H198V56H197ZM196 58V59H197ZM202 58H203V56H202ZM257 58V57H256ZM262 58V57H261ZM160 59H162L161 61H164L163 60V58H161L160 57ZM180 59V58H179ZM182 59L183 60H185L186 58H184V57H182ZM219 59V58H218ZM222 59V58H221ZM246 59V58H245ZM118 60V59H117ZM140 60H142V61H144L143 59H140ZM139 60V61H140ZM151 60V59H150ZM178 60V59H177ZM186 60H188L189 61V59L187 58ZM185 60V61H186ZM192 60V59H191ZM195 60V59H194ZM213 60V59H212ZM72 61L74 62V61H76L77 63H75L76 65H77V69L79 70L80 68L79 67H81V69L83 70V72H82V70L81 71H79L80 72V74H78V75H76L75 73L76 72H74L73 70V63H72ZM104 61V62H103ZM132 61V62H133ZM148 62H150L149 60H147ZM168 61V60H167ZM166 61V62H167ZM173 61V60H172ZM175 61H176V59H175ZM181 61V60H180ZM185 61H184V63H185ZM196 62L198 61V59L197 60H195ZM203 61V60H202ZM225 61V60H224ZM71 62V63H70ZM133 62V63H134ZM169 62V61H168ZM178 62V61H177ZM190 62V61H189ZM188 62V63H189ZM207 62V61H206ZM212 62V61H211ZM226 62V61H225ZM101 63H104V64H106L107 66L109 65L110 66V68L114 65V63H116V65H114L115 67L116 66H118V67H112V71L114 70V69H116L115 71V73H117V68L119 69L118 70V73H119V75H117V76H114L115 75V73H114V71H113V73L114 74H111L112 73V71H111V69L109 68V66L107 67V66H105V69H109V71H111V72H108V69H107V71H105V70H103V69H100L99 67L101 66H98L97 67V65L98 64H101ZM137 63H141V62H137ZM142 63H144L145 64V62H142ZM163 63V62H162ZM171 63V62H170ZM182 63H183V61H182ZM194 63V62H193ZM199 63V62H198ZM228 63V62H227ZM72 64V65H71ZM163 64H165V63H163ZM186 64V63H185ZM184 64V65H185ZM190 64V63H189ZM192 64V63H191ZM195 64H197V63H195ZM70 65V66H69ZM79 65V66H78ZM95 65H96V67L97 68H99L100 70H103L105 73L106 72H108L107 74H111V77H109V75H107L106 74V76H108V77H105V74H103L104 75V78H103V76H100L99 74H101V72H99V74L96 72V75H95ZM103 65V64H102ZM146 65H148V64H146ZM173 65V64H172ZM200 65H201V63H200ZM230 65V64H229ZM246 65V64H245ZM72 66V68L71 69H73V70H71L70 69V67ZM94 67V68H92V67ZM104 66V65H103ZM130 66H132V65H130ZM134 66V67H133ZM132 66V68H137V66H135V64ZM143 67L144 69H145V67L143 66V64L142 65H140V67ZM149 66V65H148ZM151 66V65H150ZM153 66V65H152ZM156 66V65H155ZM166 67H168L167 65H165ZM164 66V67H165ZM188 66V65H187ZM210 66V65H209ZM213 66V65H212ZM232 66V67H233ZM89 67H91V69L92 70H95V71H91V69L89 68ZM102 67V66H101ZM126 67V66H125ZM127 67H129V65L127 66ZM163 67V66H162ZM171 67V66H170ZM89 68V69H88ZM139 68V67H138ZM137 68V69H138ZM192 68V67H191ZM198 68V67H197ZM76 69V66H75V71L77 70ZM165 69H167V68H165ZM164 69V70H165ZM170 69V68H169ZM194 69V68H193ZM232 69V68H231ZM245 69H246V67H245ZM248 69V68H247ZM250 69V68H249ZM88 70H90V71H88ZM100 70H98L97 69V71H100ZM136 70V69H135ZM140 70V69H139ZM163 70V69H162ZM168 70V69H167ZM235 70V71H236ZM243 70V69H242ZM126 71H128V70H126ZM137 71V70H136ZM141 71V70H140ZM166 71V70H165ZM193 71H195V70H193ZM197 71V70H196ZM206 71H207V69H206ZM244 71V70H243ZM88 72H92L91 74L94 76V77H92L91 76V74L89 73L88 74ZM135 72V71H134ZM146 72V71H145ZM199 72V71H198ZM200 72H201V70H200ZM199 72V73H200ZM205 72V71H204ZM237 72V71H236ZM245 72V71H244ZM77 73H78V71H77ZM103 73V72H102ZM133 73V72H132ZM132 73H130V74H132ZM138 74H136V75H139V71L137 72ZM149 73V72H148ZM147 73V74H148ZM166 73V72H165ZM164 73V74H165ZM241 73H243L242 71H241ZM250 73V72H249ZM49 74H51L50 76H52L51 78L53 79L54 77H55V75H54V77H53V75L52 74H56V77H55V81H57V75H58V79H60V81L58 80L57 82H58V85H59V82H60V85L59 86H55L53 83H56V85H57V82H53L52 84L54 85V87H56L55 88V90H54V87H53V85H50V82L52 81H50L49 80ZM88 74V75H87ZM98 74V75H97ZM126 74V73H125ZM124 73L122 74V76H120V77H124L123 75H125ZM205 74H206V72H205ZM211 74V73H210ZM214 74V73H213ZM113 75V76H112ZM141 75V74H140ZM139 75V76H140ZM161 75V74H160ZM212 75V74H211ZM98 76H100L101 77V80L103 79V81H101V83L102 82H105V80L107 81L105 84L106 85H104L103 87L102 86H99V84H100V78L98 77ZM130 75H127V78H130L129 77ZM133 78L135 77V75H134V73H133ZM138 76V78L140 79V77ZM198 76V75H197ZM245 76V75H244ZM47 77H48V80H49V83L47 82ZM92 77V78H91ZM98 78V79H96V78ZM213 77H215V76H213ZM165 78V77H164ZM166 78H168V77H166ZM114 79L116 80V83H117V85H115L114 83H115V81H114ZM120 79V80H119ZM124 79H126V76H125V78ZM130 79H132V78H130ZM135 79H137V76H136V78ZM148 80L150 79L149 78V76H148V78H147ZM157 79V78H156ZM163 79V78H162ZM211 79V78H210ZM117 80H118V82H117ZM152 81H153V79H151ZM168 80H169V78H168ZM199 80V79H198ZM127 81V80H126ZM141 81H142V78H141ZM145 81V80H144ZM174 81V80H173ZM110 82H108V86L110 87ZM122 82H124V80L122 81ZM121 82V83H122ZM146 82H148V81H146ZM146 82H145V84H146ZM212 82V81H211ZM62 83V84H61ZM127 83H128V81H127ZM130 83H132V84H134L133 82H130ZM136 83H139V81L138 82H136ZM141 83V82H140ZM143 83V82H142ZM141 83V84H142ZM151 83H154V82H151ZM162 83V82H161ZM185 83V82H184ZM102 84H104V83H102ZM112 84V83H111ZM125 84H126V82H125ZM148 84V83H147ZM170 84V83H169ZM173 84V83H172ZM202 84V83H201ZM49 85H50V87H49ZM101 85V84H100ZM121 85V84H120ZM122 85H123V83H122ZM136 85V84H135ZM135 85H134V87L133 88H131V87H129L128 85V88L126 87L125 89H124V87H123V89L124 90H122V92L124 93V91L126 92V89L128 90L129 88H131V89H135L136 87H135ZM139 85V84H138ZM149 85H152V84H150V82H149ZM155 85V84H154ZM167 85V84H166ZM174 85V84H173ZM207 85V84H206ZM264 85V84H263ZM51 86L53 87V89H50L49 90V88H51ZM124 86V85H123ZM168 86V85H167ZM204 86V85H203ZM61 87V88H62ZM70 87L72 88V90L70 89ZM109 87H108V89H105V90H109ZM112 87V86H111ZM118 87H120V90L122 89L121 87L122 86H118ZM117 87V89H119ZM139 87H141V85L139 86ZM143 87V86H142ZM153 87V85L151 86V87H149V88H152ZM186 87H187V85H186ZM115 88V87H114ZM144 88V87H143ZM142 88V89H143ZM146 88L147 87H145V91H147L146 90ZM153 88H156L155 86L153 87ZM158 88V87H157ZM166 88V87H165ZM205 88V87H204ZM140 89V88H139ZM142 89H140V90H142ZM148 89V88H147ZM188 89V88H187ZM51 90H53V91H56V94H58V96H50L49 94H48V92H51ZM69 90H70V92H69ZM111 90H112V88H111ZM111 90H109L108 92L106 91V94H108L109 93V96H107L106 94V96H105V98H107L108 99V97L109 98H111V97H113V95H110V94H112V92L110 93V91ZM114 90H116V88L115 89H113L112 91H114ZM130 90V89H129ZM136 90V89H135ZM140 90H138V91H140ZM151 90V89H150ZM155 90V89H154ZM158 90V89H157ZM116 91H118L119 92V90H116ZM115 91V92H116ZM159 91V90H158ZM167 91H169V90H167ZM97 92H99L98 93V95H97V97L95 98V95L94 94H96ZM115 93V94H117L118 95V97L120 96V95H127V94H121V93ZM132 92H133V90H132ZM135 92V91H134ZM141 92V91H140ZM148 92V91H147ZM153 92V91H152ZM157 92V91H156ZM166 92V91H165ZM170 92V91H169ZM187 92V91H186ZM60 93V92H59ZM72 93H73V96H72ZM101 93V94H102ZM126 93H128V92H126ZM135 93H137V92H135ZM146 93V92H145ZM144 93V94H145ZM55 94V92H54V94L53 95H56ZM87 94H90V96L89 95H87ZM113 94H114V92H113ZM120 94V95H119ZM133 95L134 93H128V95ZM148 94V93H147ZM147 94H145V95H147ZM254 94V93H253ZM127 95V96H128ZM129 95V96H130ZM136 96L138 95V94H135ZM135 95H134V97H135ZM141 95H143L142 93H141ZM141 95H139V96H141ZM157 95V94H156ZM72 96V97H71ZM101 96V95H100ZM123 96L122 97H120V101H122L123 100ZM149 96V95H148ZM147 96V97H148ZM151 96H152V93H151ZM153 96H155V95H153ZM163 96H164V94H163ZM186 96V95H185ZM254 96V95H253ZM138 97V96H137ZM156 97V96H155ZM165 97V96H164ZM171 97V96H170ZM260 97V96H259ZM63 98V97H62ZM92 98H94L93 100H91V103H87V102H89V100ZM114 98V97H113ZM125 99V101H126V97H124ZM128 98V97H127ZM130 98H131V96H130ZM130 98H128V99H130ZM136 98V97H135ZM149 98H152V97H149ZM161 98V97H160ZM6 99V100H5ZM104 99V98H103ZM103 99H102V101H103ZM117 99V98H116ZM119 99V98H118ZM118 99L117 100H115V101H118ZM162 99V98H161ZM111 100V99H110ZM113 100V101H114ZM122 101V102H124V105H125V108L126 109H129V108H127L126 107V103H130V101L129 102H125V101ZM132 100H135V99H132ZM137 100H139V99H137ZM140 100H141V98H140ZM163 100H164V98H163ZM57 101H62L61 103H59V102H57ZM70 101V102H69ZM106 101V100H105ZM109 101V100H108ZM114 101V102H115ZM120 101H118V103H120ZM128 101V100H127ZM142 101H143V99H142ZM146 101V100H145ZM149 101V100H148ZM158 101V99L156 100V102ZM161 101V100H160ZM100 102H101V100H100ZM114 102H112V100H111V102H110V104H111V106L112 107H114L113 106V104H114ZM121 102V103H122ZM132 102V101H131ZM136 102V101H135ZM134 102V103H135ZM141 102V101H140ZM64 103V102H63ZM62 103V104H63ZM106 103V102H105ZM161 103V102H160ZM252 103V102H251ZM255 103V102H254ZM81 105L80 106V108L77 106V105ZM102 104V103H101ZM100 104V105H101ZM107 104V103H106ZM109 104V103H108ZM116 104V103H115ZM133 104V103H132ZM138 104V103H137ZM143 104H144V101H143ZM142 104V105H143ZM159 104V103H158ZM167 104V103H166ZM172 104V103H171ZM175 104V103H174ZM199 104V103H198ZM63 105H65V104H63ZM85 106L86 108H84L85 110L86 109H88V110H86V111H83L82 110V106ZM100 105H97V107L98 106H100ZM103 105H104V103H103ZM102 105V106H103ZM118 105V106H117ZM120 104H116V106L119 108L120 106H119ZM140 105H141V103H140ZM141 105V106H142ZM144 105H146V104H144ZM150 105V104H149ZM167 105H169V104H167ZM60 106H61V110H60ZM78 107V108H74V107ZM83 106V107H84ZM93 106V105H92ZM94 106H96V105H94ZM93 106V107H94ZM134 105H131L130 107L132 108ZM139 106V105H138ZM153 106V105H152ZM117 107H116V110H117ZM137 107V106H136ZM140 107V106H139ZM146 107V106H145ZM168 107V106H167ZM254 107V106H253ZM96 108V107H95ZM105 107H103V109H104ZM106 108H107V106H106ZM105 108V109H106ZM109 108V107H108ZM111 108V107H110ZM147 108V107H146ZM164 108V107H163ZM174 108V107H173ZM259 108V107H258ZM260 108H262V106L260 107ZM65 109H67V108H65ZM69 109V108H68ZM71 109L69 110V111H71ZM97 109V108H96ZM101 109H102V107H101ZM100 109V110H101ZM120 109V108H119ZM119 109H118V111H119ZM122 109V108H121ZM120 109V111H122ZM138 109V108H137ZM136 109V110H137ZM154 109V108H153ZM157 109H159V108H157ZM156 109V110H157ZM161 109V108H160ZM172 109V108H171ZM59 110H60V113H59ZM90 110H93L92 109V107L90 108ZM89 110V111H90ZM99 110V109H98ZM110 110V109H109ZM109 110H108V112H109ZM113 110V112H114V108L112 109ZM115 110V111H116ZM141 110V109H140ZM143 111L145 110V109H142ZM148 110V109H147ZM263 110V109H262ZM73 111V110H72ZM83 111V112H82ZM94 111H96L97 112V110H94ZM94 111H93V116L96 114H94ZM102 111V110H101ZM119 111V112H120ZM124 111V110H123ZM126 111V110H125ZM128 111V110H127ZM127 111H126V114H127ZM143 111H141V113L143 112ZM152 111V110H151ZM160 112L161 111H163V110H159ZM68 112V111H67ZM90 112H92V111H90ZM107 111H105L104 113L103 112H101V113H103V114H105ZM110 112H112V111H110ZM112 112V113H113ZM117 112V111H116ZM115 112V113H116ZM118 112V114H120ZM130 112H131V109H130ZM145 112V111H144ZM146 112H149V111H146ZM154 112V111H153ZM164 112V111H163ZM256 112V111H255ZM260 112H262V111H260ZM58 113H59V115H58ZM87 113V112H86ZM89 113V112H88ZM88 113H87V115H88ZM100 113V114H101ZM112 113H111V115H112ZM124 113V112H123ZM123 113H121V114H123ZM133 113H134V111H133ZM136 113V112H135ZM180 113V112H179ZM264 113V112H263ZM64 114V113H63ZM67 114V113H66ZM69 114V113H68ZM71 114H73V112L71 113ZM70 114V115H71ZM75 114H77L76 112L73 114V117H74V115ZM85 114V113H84ZM91 114V113H90ZM88 115V116H91V115ZM99 114V113H98ZM98 114H96V115H98ZM99 114V115H100ZM102 114V115H103ZM108 114V113H107ZM107 114H105V115H107ZM114 114V113H113ZM125 114V117L127 116ZM128 114H130V113H128ZM138 114H140L139 112H138ZM138 114H135V115H137L138 116ZM147 114V113H146ZM146 114L144 113V117L146 116ZM158 114V113H157ZM167 114V113H166ZM80 115H78V117H77V115H76V117H74L75 119L76 118H78L77 119V121L79 120V118H82ZM104 115V116H105ZM117 115V114H116ZM143 115V114H142ZM141 115V116H142ZM156 115V114H155ZM86 116V115H85ZM103 116V117H104ZM124 116V115H123ZM130 116H132V115H130ZM140 116V115H139ZM149 116V115H148ZM147 116V117H148ZM178 116V115H177ZM62 117V116H61ZM60 117V118H61ZM66 117V119L64 120H62V118H61V120L62 121H67V116H65ZM64 117V118H65ZM69 118L70 117H72V115L71 116H68ZM95 117V116H94ZM97 117V116H96ZM109 117H110V114H109ZM113 117V116H112ZM120 117V116H119ZM132 117H134L135 118V116H132ZM150 117V116H149ZM148 117V118H149ZM152 117V116H151ZM150 117V118H151ZM185 117V116H184ZM59 118V117H58ZM57 118V119H58ZM86 118V117H85ZM85 118L83 117L82 119H84L85 120ZM106 118H108V117H104V120H106ZM128 119H129V117H127ZM139 119L138 120H140V117H138ZM143 117H141V119H142ZM146 118V117H145ZM148 118H146V119H148ZM156 118V117H155ZM260 118V117H259ZM71 119V118H70ZM74 119V120H75ZM82 119H81V122H80V124L81 123H83V122H85V121H82ZM87 119V118H86ZM89 119V118H88ZM88 119H87V121H88ZM94 119V118H93ZM92 119V116H91V119L90 120H93ZM111 119V118H110ZM114 119H118L117 117H115ZM123 119V118H122ZM160 119V118H159ZM163 119V118H162ZM261 119V118H260ZM61 120H59L60 122H61ZM69 120V119H68ZM72 120H73V118H72ZM73 120V121H74ZM89 120V121H90ZM95 120V119H94ZM94 120H93V123H94ZM100 120V119H99ZM108 120V119H107ZM107 120H106V123H107ZM119 120V119H118ZM118 120H117V122H118ZM133 120V119H132ZM131 120V121H132ZM151 120V119H150ZM153 120V119H152ZM156 120H158V119H156ZM155 120V121H156ZM165 120V119H164ZM263 120V119H262ZM73 121H70L69 120V122H73ZM88 121V122H89ZM97 121V120H96ZM96 121H95V123H96ZM110 121H112V120H110ZM114 121H116V120H114ZM119 121H121V118H120V120ZM123 122H124V120H122ZM128 121H130V120H128ZM130 121V122H131ZM135 121V120H134ZM145 121V120H144ZM143 121V122H144ZM147 121V120H146ZM154 121V120H153ZM88 122H85V123H87L88 124ZM91 122V121H90ZM113 122V121H112ZM117 122L115 123V124H117ZM120 122L121 124H122V126H123V124H129L128 122ZM136 122H137V120H136ZM140 121H138V123H139ZM143 122H142V125H143ZM149 122V121H148ZM160 122H162L161 120H160ZM164 122V121H163ZM65 123V122H64ZM92 123V122H91ZM94 123V124H95ZM114 123V122H113ZM133 123V122H132ZM135 123V122H134ZM156 124V123H153L152 121L151 122H149V124ZM67 124H69V123H67ZM77 123H75V125H76ZM98 124H100V123H98ZM97 124V125H98ZM110 124H111V122H110ZM119 124V123H118ZM117 124V125H118ZM126 124V125H127ZM131 124V123H130ZM147 124V123H146ZM148 124V125H149ZM168 124V123H167ZM171 124V123H170ZM174 124H175V122H174ZM7 125V126H6ZM74 125V124H73ZM78 125V124H77ZM77 125H76V127H77ZM83 125H85L84 123H83ZM166 125V124H165ZM169 125V124H168ZM8 128V127H12V130H10V129H7L6 127ZM66 126V125H65ZM78 126H80L79 127V129L80 128H83V127H81V125H78ZM89 126V125H88ZM87 126V127H88ZM92 126H93V124H92ZM108 126H109V124H108ZM114 126V125H113ZM113 126H111V128H113ZM129 126V125H128ZM153 126V125H152ZM161 126H162V124H161ZM4 127L7 129V130H5L4 129ZM101 128H102V126H100ZM157 127V126H156ZM155 127V125H154V129L156 128ZM184 127V126H183ZM59 128H62V129H59ZM67 128H69V127H67ZM71 128H72V126H71ZM75 128V127H74ZM86 127H84V129H82L83 131H87L86 129H85ZM92 128V127H91ZM107 128V127H106ZM105 128V129H106ZM139 128H141V127H139ZM145 128V127H144ZM153 128V127H152ZM160 128V127H159ZM168 128H170V127H168ZM181 128V127H180ZM78 129V128H77ZM88 129H89V127H88ZM104 128L103 129H101V130H105ZM114 129H116L115 128V126H114ZM113 129V130H114ZM119 129V128H118ZM149 129L151 130V128H150V126H149ZM157 129V128H156ZM69 130H71V129H69ZM73 130V129H72ZM75 130H76V128H75ZM91 130V129H90ZM93 130V129H92ZM111 130V129H110ZM109 130V131H110ZM112 130V131H113ZM121 130V129H120ZM133 130V129H132ZM147 130V129H146ZM160 130V129H159ZM63 131H65L64 133L66 134V137H64V133H63ZM74 131V130H73ZM77 131V130H76ZM106 131V130H105ZM111 131V132H112ZM123 131V130H122ZM122 131H119V133L120 132H122ZM153 131V130H152ZM156 131V130H155ZM71 131H68V133H70ZM79 132V131H78ZM77 132V133H78ZM100 132V131H99ZM115 132V131H114ZM114 132H112V133H114ZM117 132V131H116ZM126 132V131H125ZM145 132V131H144ZM159 132V131H158ZM165 132V131H164ZM75 133V132H74ZM80 133V132H79ZM89 133V132H88ZM90 133H92V132H90ZM108 133H110V132H108ZM150 133V132H149ZM157 133V132H156ZM160 133V132H159ZM263 133V132H262ZM64 134V135H63ZM71 134V133H70ZM81 134V133H80ZM106 134V133H105ZM141 134H142V132H141ZM140 134V135H141ZM154 135H156L155 133H153ZM185 134H187V133H185ZM242 134V133H241ZM63 135V136H62ZM75 135V134H74ZM83 135H85V133L83 132ZM87 135V134H86ZM92 135H95L94 133L92 134ZM111 135V134H110ZM109 135V136H110ZM115 135V134H114ZM114 135H113V137H114ZM57 136H58V138H57ZM76 136V135H75ZM79 136H81V135H78V136H76V138L77 137H79ZM123 136V135H122ZM134 136V135H133ZM153 136V135H152ZM165 136V135H164ZM63 137V138H62ZM71 137H73V134H71ZM71 137L69 138V140H71ZM83 137V136H82ZM81 137V139L83 140V138ZM101 137H103V136H101ZM100 137V138H101ZM115 137H116V135H115ZM130 137V136H129ZM139 137V136H138ZM144 137V136H143ZM160 137V136H159ZM172 137V136H171ZM85 138H86V136H85ZM118 138V137H117ZM120 138V137H119ZM122 138V137H121ZM133 138V137H132ZM140 138V137H139ZM146 138V137H145ZM161 138V137H160ZM164 138V137H163ZM173 138V137H172ZM61 139V143H58V141ZM74 139V141H75V138L73 137L72 138V140ZM87 139V138H86ZM89 139H91V138H89ZM92 139H94V140H91V142L93 141L94 143H97V145H98V142L99 141H97V142H95L96 140H95V138H93L92 137ZM104 139H105V137H104ZM141 139H142V137H141ZM147 139V138H146ZM206 139V138H205ZM58 140V141H57ZM68 140V139H67ZM69 140H68V143H69ZM72 140L70 141V142H72ZM81 140V141H82ZM99 140V139H98ZM123 140H124V138H123ZM131 140V139H130ZM133 140V139H132ZM158 140V139H157ZM63 141V142H62ZM84 141V140H83ZM109 141V140H108ZM156 141V140H155ZM78 142V141H77ZM77 142H73L74 144L76 143V144H78ZM88 142H89V140H88ZM87 142V143H88ZM112 142V141H111ZM114 142V141H113ZM133 142V141H132ZM139 142V141H138ZM153 142V141H152ZM197 142V141H196ZM81 142H79V144H80ZM102 143H103V141H102ZM115 144H117L116 142H114ZM113 143V144H114ZM124 143V142H123ZM62 144V145H61ZM69 144H72V143H69ZM83 144V143H82ZM104 144L105 143H103V146H104ZM113 144H111V145H113ZM161 144V143H160ZM192 144V143H191ZM59 145H61L62 146V149H61V146H59ZM85 145V144H84ZM91 145H92V143H91ZM96 145V144H95ZM101 145V144H100ZM126 145V144H125ZM128 145V144H127ZM131 145V144H130ZM144 145V144H143ZM153 145V144H152ZM73 146V145H72ZM72 146H69V148L70 147H72ZM77 146H80V145H77ZM99 146V145H98ZM124 146V145H123ZM122 146V147H123ZM142 146V145H141ZM145 146V145H144ZM75 147V146H74ZM80 147H82V145L80 146ZM93 147V146H92ZM121 147V148H122ZM66 148V147H65ZM68 148V146H67V148L66 149H69ZM73 148V147H72ZM83 148V147H82ZM82 148H81V150H82ZM144 148V147H143ZM148 148V147H147ZM71 149V148H70ZM75 149H76V147H75ZM79 149V148H78ZM77 149V150H78ZM91 149V148H90ZM97 149H99V147L97 148ZM127 149H129V148H127ZM126 149V150H127ZM163 149V148H162ZM185 149V148H184ZM188 149V148H187ZM80 150V151H81ZM92 150H93V148H92ZM94 150H96L95 148H94ZM135 150V149H134ZM158 150V149H157ZM252 150V149H251ZM11 151H13V153H11ZM70 151V150H69ZM79 151V152H80ZM99 151V150H98ZM132 151V150H131ZM150 151V150H149ZM84 152H85V148H84ZM127 151H125V153H126ZM136 152V151H135ZM158 152H160V150L158 151ZM70 153H71V151H70ZM73 153V152H72ZM76 153H77V151H76ZM80 153H82V152H80ZM86 153V152H85ZM85 153H83L84 154V156H85ZM129 153V152H128ZM134 153V152H133ZM11 154H13V156L15 157V159L16 160H19V162L18 163H20V164H17V162H16V164H15V162L13 161V160H15L14 159V157H13V160H12V156H11ZM75 154V153H74ZM73 154V155H74ZM78 154V153H77ZM76 154V155H77ZM88 154V153H87ZM91 154V153H90ZM102 154V153H101ZM115 154V153H114ZM127 154V153H126ZM155 154H156V152H155ZM162 154V153H161ZM16 155V156H15ZM75 155V156H76ZM82 155V154H81ZM118 155V154H117ZM130 155V154H129ZM129 155H127V157L129 156ZM132 155V154H131ZM134 155V154H133ZM144 155V154H143ZM147 155H148V153H147ZM167 155V154H166ZM253 155V154H252ZM97 156H100V155H97ZM109 156V155H108ZM112 156V155H111ZM114 156V155H113ZM126 156V155H125ZM137 156H139V155H137ZM145 156V155H144ZM149 156V155H148ZM186 156V155H185ZM18 157V158H17ZM89 157V156H88ZM87 157V158H88ZM126 157V158H127ZM130 158H131V156H129ZM140 157H141V154H140ZM66 158V157H65ZM84 159L86 158V157H83ZM91 158V157H90ZM89 158V159H90ZM99 158V157H98ZM122 158V157H121ZM123 158H125V157H123ZM125 158V159H126ZM129 158V159H130ZM156 158V157H155ZM89 159H85V160H89ZM94 159V156H93V158H92V167L94 166V165H96V163H94L93 161H95V160H93ZM97 159V158H96ZM145 159V158H144ZM148 159V158H147ZM98 160V159H97ZM127 160V159H126ZM125 160V161H126ZM91 161H88V162H91ZM133 161V160H132ZM148 161V160H147ZM158 161V160H157ZM79 162V161H78ZM83 162H85L86 163V161H83ZM98 162H99V160H98ZM121 162V161H120ZM134 162V161H133ZM144 162V161H143ZM151 162H153V161H151ZM80 163V165L79 164H77V163H75L76 165H78V166H81V162H79ZM107 163V162H106ZM130 163V162H129ZM155 163V162H154ZM74 164V166H76ZM84 164V163H83ZM89 164V163H88ZM18 165H19V167H18ZM86 165H87V163H86ZM86 165H84L85 167H86ZM98 165H100V164H98ZM105 165H108L109 166V163H107V164H105ZM151 165H153L154 166V164H151ZM22 166V167H21ZM121 166V165H120ZM128 166V165H127ZM126 166V167H127ZM77 167V166H76ZM84 167V168H85ZM91 166H89V172L93 169V168H90ZM96 167V166H95ZM112 167V166H111ZM110 167V168H111ZM22 169L21 171H20V169ZM75 168V167H74ZM73 168V169H74ZM128 168V167H127ZM31 170L30 172L28 171V170ZM35 169V170H34ZM73 169H72V172H73ZM81 169H83V166H82V168L80 167V170H79V168H78V170H79V173H81L82 171H81ZM85 169H87V168H85ZM95 169V168H94ZM93 169V170H94ZM113 169V168H112ZM119 169V168H118ZM250 169V168H249ZM68 170V171H67ZM75 170V169H74ZM84 170V169H83ZM88 170H86V171H88ZM93 170L91 171V172H93ZM25 171H28L29 172V174L31 173V175H27L26 173H25ZM33 171V172H32ZM36 171V172H35ZM70 171V173H68V175H67V173L66 172H69ZM81 171V172H80ZM96 171V170H95ZM97 171H98V169H97ZM102 171V170H101ZM21 172V174L20 175H22L23 174V176H28V177H25L24 179L22 178V176H19V177H17L18 176V173H20ZM22 172H24L25 173V175H24V173H22ZM75 172V171H74ZM99 172V171H98ZM98 172H97V174H98ZM79 173H77L78 175H79ZM84 173H86V172H84ZM94 174H95V172H93ZM144 173V172H143ZM157 173V172H156ZM72 174V175H71ZM88 174V173H87ZM106 174V173H105ZM132 174V173H131ZM133 174H134V172H133ZM37 175H39L40 177H45V178H40L39 176H37ZM84 175V174H83ZM90 175V174H89ZM101 175V174H100ZM107 175V174H106ZM137 175V174H136ZM60 176H58V177H60ZM66 176L64 177V178H66ZM69 176V177H68ZM80 176H81V174H80ZM79 176V177H80ZM87 176V175H86ZM96 176H98V175H96ZM103 176V175H102ZM144 176V175H143ZM155 176V175H154ZM34 177V176H33ZM57 177V179H56V177H53L52 179H53V181H50L49 182V184H48V186H50L51 184H52V182H53V184L54 183H56V181L58 180V179H60V178H58ZM76 178H77V176H75ZM81 177H83V176H81ZM89 177V176H88ZM101 177V176H100ZM106 177V176H105ZM18 178H22L21 180H19ZM28 178V179H29ZM36 179L37 180V182H38V180L39 179ZM54 178H55V180H54ZM76 178H72V180H71V182L73 181L74 183H73V185H70V184H72V183H70V181L69 180H67L68 182H69V184L67 183L66 184V186H67V188H68V185H70V186H73V187H76V186H74V185H76L75 184V181H76V183H78L77 182V180H76ZM85 178V177H84ZM87 178V177H86ZM90 178V177H89ZM96 178H98V177H95V179ZM2 179H0L1 181H2ZM35 179V178H34ZM34 179H30V180H33L34 181ZM51 179V180H52ZM74 179V180H73ZM91 179V178H90ZM103 179H105V178H103ZM106 179H108V178H106ZM131 179H133L132 178V176H131ZM136 179V178H135ZM60 180H62V179H60ZM64 180V179H63ZM78 180H79V178H78ZM84 180V179H83ZM96 180H98V179H96ZM19 181H21V182H19ZM28 181V180H27ZM79 181H81V179L79 180ZM85 181V180H84ZM88 181V180H87ZM100 181H101V179H100ZM104 181V180H103ZM125 181V180H124ZM18 182H19V184H18ZM28 182H30V184H31V181H28ZM41 182V181H40ZM59 182V181H58ZM62 182V181H61ZM82 182V181H81ZM86 182V181H85ZM84 182V184H86ZM89 182V181H88ZM127 182V181H126ZM43 183V182H42ZM42 183H40L39 185L41 186L42 185ZM64 183V182H63ZM62 183V185H63V187H65L64 186V184ZM80 183V182H79ZM91 183V182H90ZM90 183H88V184H90ZM93 183V182H92ZM91 183V184H92ZM104 183V182H103ZM105 183H106V181H105ZM129 183V182H128ZM153 183V182H152ZM26 184V183H25ZM28 184V183H27ZM30 184H28V186L26 185V186H24V187H30L29 185ZM44 184H45V182H44ZM58 184V183H57ZM107 185H109V183H106ZM126 184V183H125ZM3 185V184H2ZM5 185V186H6ZM32 185V187H33V184H31ZM38 185V186H39ZM80 185L82 186L83 185V183H80L79 184V187H80ZM93 185V184H92ZM107 185H105V187H109V186H107ZM134 185V184H133ZM137 185V184H136ZM151 185V184H150ZM153 185V184H152ZM7 186V187H8ZM13 186H15V187H13ZM22 186V185H21ZM21 186H19L20 188H21ZM54 186V185H53ZM61 186V185H60ZM78 186V185H77ZM86 186H87V184H86ZM91 186V185H90ZM102 186V185H101ZM135 186V185H134ZM154 186V185H153ZM153 186H151V187H153ZM8 187V188H9ZM36 187V186H35ZM34 187V188H35ZM44 187H45V185H44ZM47 187V186H46ZM43 188V189H46L47 190V188ZM54 187H56L55 189H57L59 186H54ZM53 187V188H54ZM62 187V186H61ZM62 187V188H63ZM83 187V186H82ZM85 187V186H84ZM104 187V186H103ZM139 187V186H138ZM0 188H2V187H0ZM7 188V189H8ZM20 188H19V190H20ZM23 188V187H22ZM33 188V189H34ZM39 187H37V191L36 192H33V193H36L37 194V192H40L39 191V189L41 188H39ZM49 188V187H48ZM51 188H52V185H51ZM66 188V191H64V192H67L68 191V189ZM72 188V187H71ZM70 188V189H71ZM90 188V187H89ZM97 188V187H96ZM132 188V187H131ZM24 189V188H23ZM23 189H21V190H23ZM28 189H30L31 190V187L30 188H28ZM50 189V188H49ZM48 189V190H49ZM77 189V188H76ZM79 189V188H78ZM83 189V188H82ZM81 189V190H82ZM87 189V188H86ZM91 189V188H90ZM133 189V188H132ZM11 190L9 191V194L10 193H12L11 192ZM13 190V191H14ZM30 190H28V191H30ZM41 190V189H40ZM58 191H59V189H57ZM61 190H65V188L64 189H61ZM93 190V189H92ZM110 190V189H109ZM129 190V189H128ZM131 190V189H130ZM154 190V189H153ZM1 191H3V190H1ZM33 191V190H32ZM51 191V189L48 191V192H50ZM53 191H55V190H53ZM52 191V192H53ZM105 191V190H104ZM103 191V192H104ZM112 191V190H111ZM136 191V190H135ZM138 191V190H137ZM6 192V191H5ZM8 192V191H7ZM15 192V191H14ZM43 192V190L40 192V193H42ZM46 192V191H45ZM44 192V193H45ZM61 192H63V191H60V193ZM63 192V193H64ZM84 192H85V190H84ZM83 192V193H84ZM128 192V191H127ZM1 193H3V192H1ZM15 193V194H16ZM19 193H20V191H19ZM24 193H26L27 194V192L26 191H24ZM30 194H31V191L29 192ZM32 193V194H33ZM47 193V192H46ZM51 193V192H50ZM55 193V192H54ZM58 193L59 192H56V194H57V196H58ZM112 193V192H111ZM115 193V192H114ZM125 193V192H124ZM5 194H7L8 195V193H5ZM5 194H2L3 196L5 195ZM26 194H25V196H26ZM82 194V193H81ZM90 194V193H89ZM98 194V193H97ZM104 194V193H103ZM117 194V193H116ZM115 194V195H116ZM133 194V193H132ZM7 195H6V197H7ZM14 195V194H13ZM13 195H12V197H13ZM35 195V194H34ZM38 195V194H37ZM37 195H36V197H37ZM42 195V194H41ZM47 195H48V193H47ZM46 195V196H47ZM50 195V194H49ZM53 195H55V194H53ZM62 194H60V196H59V199H60V197L63 199V197L62 196H65V195H62ZM76 195H77V193H76ZM80 195V194H79ZM83 195V194H82ZM82 195H80V196H82ZM95 195V194H94ZM98 195H100V194H98ZM107 195V194H106ZM126 195V194H125ZM3 196H2V198H3ZM9 196V195H8ZM18 196V195H17ZM30 196V195H29ZM42 196H44V194L42 195ZM45 196V197H46ZM51 196V195H50ZM50 196H49V198H50ZM68 196V195H67ZM88 196V195H87ZM86 196V197H87ZM103 196V195H102ZM111 196V195H110ZM110 196H107V197H110ZM121 196H123L122 194H121ZM10 197V196H9ZM8 197V198H9ZM28 197V196H27ZM27 197H24L25 199L27 198ZM31 197H32V195H31ZM44 197V198H45ZM48 197V196H47ZM52 198H54L53 196H51ZM84 197V196H83ZM85 197V198H86ZM91 197V196H90ZM95 198H96V196H94ZM120 197V196H119ZM11 198V197H10ZM9 198V199H10ZM16 198V197H15ZM19 198L21 199V197L19 196ZM30 198V197H29ZM33 198H35V197H33ZM38 198H40V195L38 196ZM43 197H41V199H42ZM65 198H67V197H65ZM70 198H73V197H70ZM77 198V197H76ZM79 198V197H78ZM80 198H82V197H80ZM88 198V197H87ZM93 198V197H92ZM91 198V199H92ZM4 199V198H3ZM13 198H11V200H12ZM17 199H18V197L16 198V200L14 201L15 203H16V201H17ZM19 199V200H20ZM32 199V198H31ZM31 199H29V200H31ZM40 199V200H41ZM57 199V198H56ZM56 199L54 200V199H51V201L52 200H54L55 202H57L56 201ZM62 199H60V200H62ZM74 199V198H73ZM84 199V198H83ZM94 199V198H93ZM104 199V198H103ZM119 199V198H118ZM131 199V198H130ZM135 199V198H134ZM0 200H1V195H0ZM8 200V199H7ZM29 200H28V203H29ZM47 200V199H46ZM45 200V201H46ZM59 200V201H60ZM66 200V199H65ZM82 200V199H81ZM86 200V199H85ZM88 201H90V205H92V202H91V200L90 199H87ZM94 200H96V199H94ZM93 200V201H94ZM100 200V199H99ZM124 200V199H123ZM9 201V200H8ZM22 201V200H21ZM27 201V200H26ZM26 201H23V202H26ZM34 201V200H33ZM37 201H39V200H37ZM44 201V203H46V205L48 204L47 203V201L45 202ZM58 201V204H56V205H59V202ZM62 201H64V200H62ZM68 200H66V201H64V202H67ZM103 202H104V200H102ZM101 201V202H102ZM109 201V200H108ZM3 204L2 205H4V207H9L8 205H6L5 206V201L3 202V200L1 201ZM12 202H13V200H12ZM18 202V201H17ZM31 202H32V200H31ZM40 203L42 202V201H39ZM53 202V201H52ZM71 202V201H70ZM76 202V201H75ZM110 202V201H109ZM119 202V201H118ZM117 202V203H118ZM9 203V202H8ZM10 203H11V201H10ZM22 203V202H21ZM44 203H42V204H44ZM54 203V202H53ZM52 203V205H54V206H56L55 204H53ZM68 203V202H67ZM82 203V202H81ZM83 203H84V201H83ZM85 203H86V201H85ZM105 203V202H104ZM117 203H116V205H117ZM126 203V202H125ZM20 204V203H19ZM27 204V203H26ZM30 204V203H29ZM29 204L27 205V206H29ZM37 204H39L38 202H37ZM36 204V205H37ZM75 204V203H74ZM88 204V203H87ZM94 204H96V203H94ZM97 204H98V202H97ZM100 204V203H99ZM102 204V203H101ZM1 205V204H0ZM40 205V204H39ZM50 203L47 205V206H52ZM61 205H62V203H61ZM75 205H78L77 203L75 204ZM84 205V204H83ZM105 205V204H104ZM108 205V204H107ZM125 205V204H124ZM41 206V205H40ZM44 206L45 205H43L42 207L44 208ZM60 206V205H59ZM58 206V207H59ZM65 206V205H64ZM87 206H89V204L87 205ZM94 206V205H93ZM92 206V208L91 209H94V207ZM98 206V205H97ZM101 206V205H100ZM106 206V205H105ZM113 206V205H112ZM123 206V205H122ZM126 206H127V204H126ZM137 206V205H136ZM4 207L3 206H1L0 208L1 209H3V211H4ZM13 207V206H12ZM33 207V206H32ZM36 207H38V206H36ZM35 207V208H36ZM76 207V206H75ZM79 207V206H78ZM78 207H77V209H78ZM131 207V206H130ZM134 207V206H133ZM132 207V208H133ZM24 208V207H23ZM28 208H30V210H34V208L32 209L31 207H28ZM54 208H56V207H50L49 209L48 208H46V209H48V210H51V213H52V209H54ZM61 208H63V207H61L60 206V209ZM71 208V207H70ZM82 208H85L84 206H82ZM116 208V207H115ZM122 208V207H121ZM124 208V207H123ZM42 210L43 211V213L40 211V210ZM45 209V210H46ZM69 209V208H68ZM81 209V208H80ZM86 209V208H85ZM90 208H88V210H89ZM134 209V208H133ZM20 210H22L21 209V205H20ZM38 210H39V212H41L42 214H46L45 213V211H44V209H42V208H40V207H38ZM61 210H63V209H61ZM76 210V209H75ZM74 210V211H75ZM79 210V209H78ZM84 210V209H83ZM105 210V209H104ZM115 210V209H114ZM131 210V209H130ZM135 210V209H134ZM137 210V209H136ZM27 211H29L28 209H27ZM34 211H36V213L38 214L39 212H37V210L35 209ZM55 211H58V209L57 210H55ZM81 211V210H80ZM80 211H77V214L80 212ZM92 211V210H91ZM117 211V210H116ZM10 213H11V211H9ZM32 212V211H31ZM30 212V213H31ZM48 212V211H47ZM59 212V211H58ZM57 212V213H58ZM76 212V211H75ZM82 213H83V211H81ZM93 212H95V209H94V211ZM103 212V211H102ZM105 212H107V211H105ZM117 212H119V211H117ZM128 212V211H127ZM5 213H6V210H5ZM5 213H1L0 215H1V217H2V219L4 218V216H2V215H4ZM13 213V212H12ZM11 213V214H12ZM23 213V212H22ZM25 213V212H24ZM23 213V214H24ZM54 213V212H53ZM53 213H52V215H53ZM65 213V212H64ZM68 213V212H67ZM88 213V212H87ZM115 213V212H114ZM123 213V212H122ZM14 214V213H13ZM27 214V213H26ZM35 214V213H34ZM40 214V213H39ZM49 214V213H48ZM47 214V215H48ZM63 214V213H62ZM69 214V213H68ZM74 214V213H73ZM7 215V214H6ZM22 215V214H21ZM41 215V214H40ZM40 215H38V216H40ZM58 215H60V214H58ZM89 215V214H88ZM95 216H96V213L94 214ZM116 215H118V213L116 214ZM10 216H14V215H10ZM31 216V215H30ZM35 216H36V214H35ZM49 216L50 215H48V218H49ZM55 216L57 217V214L56 215H54V219H55ZM98 216V215H97ZM141 216V215H140ZM0 217V218H1ZM7 217V216H6ZM68 217V216H67ZM71 217V216H70ZM73 217H76V216H74L73 215ZM78 217V216H77ZM7 218H9V217H7ZM28 218H29V216H28ZM40 218H42L43 219V216L42 217H40ZM46 218H47V216H46ZM47 218V219H48ZM64 218V217H63ZM79 218V217H78ZM99 218V217H98ZM106 218H108V216L106 217ZM6 219V218H5ZM4 219V220H5ZM10 219V218H9ZM13 219V218H12ZM15 219V218H14ZM26 219V218H25ZM30 219V218H29ZM41 219V220H42ZM45 219V218H44ZM65 219V218H64ZM89 219V218H88ZM115 219V218H114ZM3 220V221H4ZM7 220V219H6ZM16 220V219H15ZM21 220V219H20ZM38 220H40V219H38ZM46 220V219H45ZM44 220V221H45ZM56 220V219H55ZM95 220V219H94ZM0 221H1V219H0ZM8 221V220H7ZM14 221V220H13ZM30 221V220H29ZM37 221V220H36ZM62 221V220H61ZM96 221V220H95ZM2 222V221H1ZM4 222H6V221H4ZM10 222V221H9ZM12 222V221H11ZM16 222V221H15ZM19 222V221H18ZM17 222V224H19ZM22 222V221H21ZM28 222V221H27ZM26 222V223H27ZM31 222V221H30ZM56 223H57V221H55ZM60 222V221H59ZM73 222V221H72ZM75 222H76V220H75ZM75 222H73V228H74V223ZM89 222V221H88ZM25 223V224H26ZM36 223V222H35ZM39 223H41V222H39ZM43 223V222H42ZM55 223V224H56ZM83 223V222H82ZM92 223V222H91ZM98 223V222H97ZM135 223V222H134ZM4 224V223H3ZM46 224H48V223H46ZM59 224V223H58ZM61 224V223H60ZM72 224V223H71ZM113 224V223H112ZM22 225V224H21ZM20 225V226H21ZM82 225V224H81ZM228 225V224H227ZM15 226V225H14ZM18 226V225H17ZM27 226V225H26ZM31 226H33V225H31ZM47 226V225H46ZM70 226V225H69ZM75 226H76V224H75ZM83 226V225H82ZM95 226V225H94ZM22 227V226H21ZM58 227V226H57ZM81 227V226H80ZM222 227V226H221ZM4 228V227H3ZM5 228H7V227H5ZM17 228V227H16ZM16 228L14 229L15 231H16ZM23 228V227H22ZM27 229H25V230H28V227H26ZM30 228V227H29ZM32 228V227H31ZM41 228H42V226H41ZM50 228H55V227H50ZM49 228V229H50ZM220 228V227H219ZM46 229H47V227H46ZM60 229V228H59ZM86 229V228H85ZM84 229V230H85ZM108 229V228H107ZM3 230V229H2ZM19 230L21 231V228H19ZM58 230V229H57ZM71 230H72V227H71ZM75 230H76V228H75ZM113 230V229H112ZM111 230V231H112ZM11 231V230H10ZM31 231V230H30ZM39 231H41V229L39 230ZM43 231V230H42ZM67 231V230H66ZM78 231H80V230H78ZM88 231V230H87ZM95 231V230H94ZM1 232H3V231H1ZM22 232V231H21ZM24 232V231H23ZM27 232V231H26ZM26 232H24V233H26ZM29 232V231H28ZM58 232V231H57ZM62 232V231H61ZM60 232V233H61ZM85 232V231H84ZM91 232V231H90ZM113 232V231H112ZM116 232V231H115ZM7 233V232H6ZM5 233V234H6ZM13 233H15V232H13ZM17 233V232H16ZM31 233V232H30ZM33 233V232H32ZM39 233V232H38ZM42 233V232H41ZM55 233V232H54ZM86 233V232H85ZM23 234V233H22ZM37 234V233H36ZM45 234V233H44ZM56 234V233H55ZM63 234V233H62ZM110 234V233H109ZM108 234V235H109ZM120 234V233H119ZM1 235V234H0ZM3 235V234H2ZM14 235V234H13ZM30 235V234H29ZM32 235V234H31ZM67 235V234H66ZM214 235V234H213ZM5 236V235H4ZM20 236V235H19ZM19 236H17V237H19ZM39 236V235H38ZM56 236V235H55ZM54 236V237H55ZM106 236H107V233H106ZM120 236H122V235H120ZM110 237V236H109ZM117 237V236H116ZM22 238V237H21ZM40 238H42V237H40ZM59 238V237H58ZM15 239V238H14ZM23 239V238H22ZM48 239H50V238H48ZM120 239V238H119ZM42 240V239H41ZM55 240V239H54ZM53 240V241H54ZM32 241V240H31ZM40 241V240H39ZM38 241V242H39ZM59 241V240H58ZM110 241H111V239H110ZM121 241V240H120ZM119 241V242H120ZM131 241V240H130ZM5 242V241H4ZM3 242V243H4ZM27 242V241H26ZM43 242V241H42ZM47 242H49V241H47ZM10 243H12V242H10ZM31 243V242H30ZM44 243V242H43ZM56 243V242H55ZM60 243V242H59ZM105 243H107V241H105ZM115 243V242H114ZM124 243V242H123ZM1 244V243H0ZM6 244H7V242H6ZM51 244H53V243H51ZM122 244V243H121ZM127 244V243H126ZM2 245V244H1ZM31 245V244H30ZM201 245V244H200ZM5 246V245H4ZM35 246V245H34ZM111 246H113V245H111ZM123 246H124V244H123ZM1 247H3V246H1ZM51 247V246H50ZM3 249V248H2ZM54 249V248H53ZM200 249V248H199ZM4 252L6 251V250H3ZM51 251V250H50ZM50 251H48V252H50ZM206 251V250H205ZM7 252V251H6ZM9 252V251H8ZM7 252V253H8ZM203 252H204V250H203ZM4 253L2 252V250H0V259H4L5 258V260H8V259H6V257H5V254L3 255ZM199 254V253H198ZM8 255V254H7ZM11 255V254H10ZM16 255V254H15ZM50 255V254H49ZM54 256V255H53ZM11 258V257H10ZM15 259V258H14ZM197 259V258H196ZM4 260V261H5ZM13 260V259H12ZM12 260H11V262H12ZM10 261V260H9ZM9 261L7 262V263H9ZM6 262V261H5ZM10 262V264H12L13 262H14V260H13V262L11 263ZM2 262L0 261V264H1ZM6 263V264H7ZM16 262H14L13 264H15ZM22 262H20L19 264H21ZM32 263V262H31ZM3 264V263H2ZM17 264V263H16ZM22 264H26V263H22ZM35 264V263H34ZM37 264V263H36Z\"/></svg>",
	"mask_w": 264,
	"mask_h": 264
}]
</instances>
